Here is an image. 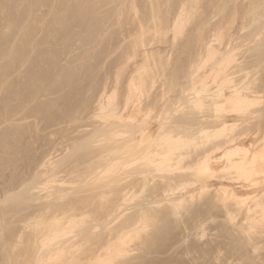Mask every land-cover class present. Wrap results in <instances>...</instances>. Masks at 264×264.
<instances>
[{
	"label": "rangeland",
	"instance_id": "obj_1",
	"mask_svg": "<svg viewBox=\"0 0 264 264\" xmlns=\"http://www.w3.org/2000/svg\"><path fill=\"white\" fill-rule=\"evenodd\" d=\"M182 1L183 0H0V207L2 208V209L0 208L1 209L0 211L3 210L2 213L1 212L0 213L1 214H4V213L7 214L6 212H8V213L10 211L12 212V213L10 212V214L5 216L6 221L5 220L4 221H5L6 227H4V225L2 224L4 221L1 218V214H0V218H1L0 225L1 224L3 225V226L1 225V227H0V230L2 229V231H0V264H5L3 262H4V259H5L6 255L8 256L9 250L12 249V248L10 249V247H9L11 244H12L11 246L13 248H16L17 246L19 247V248L17 247L16 249H13L15 251H18L17 254H15V252L13 250L12 251L14 252L15 257L18 256V254H21V257H20V255L17 257V259L20 258V260H24L25 258L29 259L31 253L34 252V251H35V253H39V251L41 249L38 250L39 248L35 249V247H32L33 246L32 245L33 242L30 243L31 245H29V247L27 245V244H29L28 243V241H29L28 238L29 237L31 238V232L30 231H32L34 229V227L32 225H30L32 227V230H31L29 225H27V224H29L28 221L31 219L30 216L34 217L35 215L38 216V215H41V214L43 215L45 213L48 216L50 214V212H54L55 211V209H54V211H50L49 208H46V207L52 205V204L51 205H48V204L50 203V201L52 202L55 199L54 196L56 195L58 190H60V189H58L59 186L61 187V190H65V191L67 190V192H69V189H70L71 192H73V189L76 187V192H73V194H71V195L74 196V198H72V196L69 195L70 193L67 194L66 198L68 196L69 200H67L65 198L66 201L64 202V200H63L61 206H64V207L67 206V205H63V203L64 204H68V202L71 201V200H75L76 204H78V202H80V200L83 203L82 200L85 199V201H84V204H85L86 201L90 197H92V199H90V200H92V201L95 200L94 202H97V200H98V203L99 202L102 203V201H100L99 198L96 197V199H94L93 196H91L92 194L90 195V192L88 194L87 190L93 189L94 192H92V193H93V195L94 194L96 195V192L99 190L96 187H97L98 183L100 182V181L97 182V179H98V176H100V174H101L100 171L102 169L96 170V171L94 169H97L99 166L103 167L104 166L103 164H106V161H107L106 158H105L106 160L105 159L103 160L104 157L101 160V158L99 156H104L105 155V157H106V154H102L101 155V153L102 152L103 153H107V149L108 148H110V151H111L112 143L113 144L119 143L118 141L116 142V140L122 139V136H115V137L111 136L110 134H113L112 130L108 131L105 128H103L104 125L98 124L101 120H102L103 124L106 123L104 121V116H103L102 119L100 118L101 119L100 120L97 117H101L102 115L101 116L100 115L99 116H94L93 115V114L99 113V112L95 113V111H100L99 110L100 109L99 108V105H100V102H99L100 100L99 99L101 98V96H103L102 94H104L105 90H106V92H109L111 94L110 95L109 93H105V94H107L106 96H108V98H110L109 95L112 96V93L115 95V98L113 99L111 97L112 100L111 99L110 100L112 102H113V100L114 101L116 100V102H119L118 103L119 105L117 104L118 105L117 107H120V108H117V109H119V110L121 109V111L125 110V109H123L124 106H123V108H121V107H122L123 104L126 103L125 100L128 98L127 96L130 95L129 91L133 90V89L130 90V86L132 85V83H130V82H132V77H134V80L137 79L139 82L143 81L142 84H144V83L146 84L147 83L146 85H144V87H146V88L143 89V85H142V89L144 91L140 90L137 93L138 96L136 95V91L134 92L135 94H133L132 95L133 97L132 96L131 97H132V100L133 101L135 100L136 102L135 101L133 102L132 100H129V101H131L133 103H131V102L127 103L126 105H127L128 108H129V105H130V109H127V107H126L125 111H127V113L128 112L130 113V112H132L135 109L132 112V115H133L134 112H135L134 113L135 115H138L137 113L140 110L139 109L136 110V108H138V107L137 106H133V104L135 103L134 105H136L138 99L139 100L142 99V101H144L146 103H147L148 99H150L151 101L154 100L152 102V104L150 105L151 106L150 108H153V107L156 108V105H157V108L159 109V110L157 109V111L159 113H161L160 110L162 108L160 106V108H161L160 109L158 107V105L160 103L163 105L162 102H165L166 100H164V98H162L163 100L161 101V97H160L161 95L160 94H162V97H163V94L165 96V91L168 90L169 88H171L170 84L172 85V82L174 80L177 81L178 78L182 77V80L178 79V82H177L178 85L175 84L176 81L173 82V85H172L173 89L176 88L175 86H177V87L180 86V89L179 88L174 89L173 90L174 93L172 92L173 94L171 92H168V91H170V89L168 91H166L168 93V94H166V95H168L166 99H169V104H168L169 106L167 105V107H168L169 110L173 107L172 110L169 111L170 114L174 118H181V117H188L187 115H189V117L191 115H192V117H194V116H196L195 114H198V115L200 114V110L195 108L196 106L195 107L192 106L193 104H191L189 101L186 102L185 105L187 103H190L191 105L187 104L186 105L187 107L186 106L184 107V108H186L187 111L183 107H181L183 109H180L181 111L183 110L186 113L185 112L182 113L180 110L179 111L178 110L175 111V109H176L175 105L178 106L177 105L178 103L174 105V103H172L170 101L174 97V95H177L176 93H179L177 91H181L182 92L184 87L191 86V83H192L191 79H193V76H194L193 72L195 73L197 69H198V73H197L198 75H200L201 73H203V71H205V73L208 75L207 76L205 74V76H207V80H208V77L211 76V75L209 76V74H208V73H210V69L212 68L211 71L216 73L215 72L216 69L220 66V63H222V62H224V64H226L225 66H227V68L230 69V72L227 69V75L232 73V72H234V70L237 71V73L239 75L242 71H244V69H246V67H248L247 65L250 64L249 67H248L250 70L248 68L247 69L253 74H251V73L248 74L247 72H245L246 71L245 70L243 72V75H239V76L236 75L234 77V75L236 74L234 72L233 73L234 75H231V76L228 75V77L229 78L233 77V80L235 78L236 79L235 82L239 81V80L241 82H243L241 79H243L246 75L247 76L245 77V79L248 78V75H252V76L249 77V79H251V78H254V76H256L258 74V78H260V80H261V78H263L262 80H264V0H188V1L184 0L183 4L187 5V6H185V8H184V5L182 4ZM182 5H183V8H184L183 11L181 10L182 8H180V6L182 7ZM184 10H185L186 13L184 12ZM179 12L180 13L184 12V13L180 14ZM177 13H179L178 14L179 16L177 15ZM157 15H158L159 18H157ZM176 16H177V18H176ZM179 17L181 19L183 18V21L181 20L182 23H181V21L179 22V24H182V25L180 27L181 32L179 31V33H178L175 29H172V28L173 27L175 28V23L177 21H179V20H177V19H180ZM169 18H170V20H169ZM174 18H176L177 21ZM167 19L169 21L166 22ZM171 19L173 21L175 20V23L173 21H171ZM141 20H143V21H141ZM153 20H156V22H154ZM170 21H171V24L169 23ZM141 22H143V23H141ZM166 23H167V26H166ZM147 25L149 27H151V28H148ZM141 26H143V28ZM159 26H161L162 28H160ZM145 27H146V29H145ZM164 27H166V28H164ZM153 28L154 29L157 28L158 31H157V29L154 30ZM159 28L161 30L160 32H159ZM162 29H164V31L166 30V31H169V32H167V34H166V31L162 32ZM167 29H169V30H167ZM170 30L171 31L173 30V31L171 32ZM131 33H132V35H131ZM138 33H140V34H138ZM130 35L132 36V38H131ZM168 37H170V38L168 39ZM172 37H175V38H172ZM203 38H205L208 42H205ZM211 39H213V40H211ZM203 41L205 43H207V44L203 43ZM209 42L212 43V47L214 48V52L217 51V53H215V54L210 53V55H208L209 48H210L209 46L211 45V43H210V45L208 44ZM199 47H200V49L202 48L201 49L202 53H199V52H201L199 50ZM206 47H208V52H205V51H207ZM196 48H197V50H196ZM14 50L15 51L16 50H20V51L26 50V53L24 52V54H25V56L23 58L24 60L22 59L21 61H16V59H18L19 56H18V58L16 57L18 55V52L15 53ZM195 52L198 54V56L195 54ZM191 53L192 54L194 53V55H192ZM147 54H149V55L147 56ZM184 54H185V56H184ZM188 54L189 55L191 54L196 61H194V60L191 61L190 58H192V56L191 55L189 56ZM200 54H202V55L204 54L203 58L200 57V56H202ZM195 55H196L197 58H195ZM188 56H189V58H188ZM15 57H16V59H15ZM205 57H206V59H204ZM156 61H157V64H156ZM241 61H242V63H243V61H245V63H244L245 66L243 68V66H242L243 64L242 65L240 64V66H242L241 68L243 70L239 73V70H241V69H239L240 67L238 65H239V63H241ZM26 62H27V64H26ZM187 62H188V64H187ZM198 62H200L199 64H201V65H199ZM215 62H216V64H215ZM217 62H219L218 66H216L218 64ZM160 63H161V65H160ZM155 64H156V66H155ZM190 64L197 65V67L192 66V67H195V69H192ZM22 65H24V67ZM144 65H146V66H144ZM176 65L177 66L179 65V66L177 67ZM186 65H188L187 68H185ZM180 66H183L182 69H181L183 71L179 70ZM174 68H176V69L174 70ZM190 68L192 69V71H189ZM203 68H204V70H203ZM234 68H236V69H234ZM214 69H215V71H214ZM237 69H239V70H237ZM256 70H258V71H256ZM171 71L173 73L175 72L176 75L178 74L177 75L178 77H176V75H173V73ZM177 71H178V73H177ZM152 72H154V73H152ZM155 72H157V73H155ZM159 72H161V73H159ZM186 72H187V74H185ZM191 72H192V76H190ZM259 72H260V74H259ZM245 73H246V75H245ZM134 74H135V76H133ZM197 74H195L196 75L194 77L195 79H197L196 77H199ZM154 75H156L155 78L157 77L158 80L156 78V79H154L155 81H152L153 80L152 78H154ZM160 75H161V77H160ZM184 75H186V76L188 75V76L186 77ZM141 76L143 78H145V81L142 79ZM150 76H151V78H150ZM44 77H46V79ZM135 77H136V79H135ZM171 77L173 78V80L169 81ZM175 77H176V79H175ZM223 77H225V76L220 77V75H219V78H222V80L224 79ZM211 78L212 77H210L209 79L211 80ZM204 79H206V77ZM166 80H167V83L169 82V84H168L169 87L166 86L168 89H166L165 84H164V82L166 83ZM233 80H232V83L234 84ZM138 81H135V82H138ZM179 81H181L180 82L181 85H179ZM182 81H183V83H182ZM213 81H211V82H213ZM247 81H249V80H247ZM247 81L245 80L244 83L247 82ZM219 82H221V79H219ZM162 83L164 84V86H162L163 85ZM184 83L186 84V86H184L185 85ZM232 83L230 82V85ZM236 83H238V82H236ZM138 84H140V83H138ZM182 84H183V86H182ZM211 84H212V86L214 85V83H211ZM216 84L219 85V83H217V82H216ZM107 85H108V87H107ZM128 85H129V87H128ZM198 86H200V84ZM212 86H211V90H215V88H218L217 86H214V88L212 89ZM223 86H225V85H223ZM94 88H96V89H94ZM102 88H104L105 90H103ZM229 88H230V86L227 84L225 86L224 90L225 91L230 90ZM114 90H116V92ZM162 90H164L163 93H161ZM15 92H17V94ZM87 92H88V94H87ZM98 92H100V93H98ZM101 92H102V94H101ZM97 93H98V95H97ZM169 93H170V96H169ZM155 95H156V97H155ZM171 95H172V98H170ZM93 96H95V97L93 98ZM98 96H100V98H98ZM104 96H103V98L106 100L107 97H104ZM159 97H160V99H158ZM175 97L173 99H175ZM95 98L97 99V102H99V105H98V103L97 104L95 103V101H96ZM103 98H101V101L104 100ZM157 99L159 101V104L157 103ZM262 100H263L262 102L260 101L259 103H254V104L249 105L248 107H246V109H244L245 116H246V111H247V115L249 113H251V112H252V115H253V111L255 113L256 112L258 113V112L262 111L263 113H261V112L260 113L263 114V115L261 116L260 119L264 118V99H262ZM175 101H177V100L175 99ZM139 102L140 101H138V103ZM88 103H89V105H88ZM90 103H91V105H90ZM94 103H95V105H94ZM154 103H155V105L153 106ZM120 104H122V105H120ZM92 105H93V107H92ZM114 105H115V103H114ZM131 106H133V107L131 108ZM169 107H171V108H169ZM189 107H191L192 111H189L191 109L188 110ZM97 108H98V110H97ZM146 109H148V108H146ZM153 109L152 110H146V111L145 110H141V111H144L142 113L146 114L145 112L149 113V111H153ZM206 109H204V110L209 115L214 114V112L211 111L209 109V107H207ZM194 110H195V113H193ZM125 111H122V112L125 113ZM157 111H156V109H154L153 112H150L149 115H151V116L148 119H151V118L153 119L152 116L156 117L159 114V113H157ZM174 111L175 112H177V111L180 112L181 115L178 114V112L175 113ZM223 111L224 110H222V112ZM225 111H224V113L226 114ZM219 112H221V111H219ZM100 113L102 114V112H100ZM142 113H141V115L139 114L141 117L144 116V114H142ZM81 114H82V116H81ZM167 114H168V117H171V115L169 116V113H167ZM261 114H258V115H261ZM89 115H91V116H89ZM249 115H251V114H249ZM258 115H256V116H258ZM138 116H135V117L138 118ZM93 117H96L97 119L93 118ZM165 117H167V116H165ZM258 118H255L256 120L254 121L255 122L254 125H256V123H260V121H262V120L259 119V121L257 122ZM153 120H156V119H153ZM2 123H4V125ZM154 123H156V122H154ZM154 123H153V126H154ZM97 124H98V126L100 125L101 126L100 128H102V129L99 128L100 129L99 130ZM246 125H244V126H246ZM250 125H247V126L251 127ZM254 125H253V127H256ZM86 126L88 128L89 127L90 128L87 129ZM244 126L242 124L241 126L238 127V129L240 127H244ZM96 127H97L98 131L96 130V132H95L94 130L96 129ZM83 128H85L87 130H85ZM79 129H81V130L79 131ZM263 129L264 128H262V130ZM251 130L253 131L252 128H251ZM254 130L258 131L259 129H255L254 128ZM262 130H261V134H260L259 131H258V134H257V131H255L254 133L252 131L249 132V135H250V133H252L253 135L257 134V135H255V137H258V139H256L253 135L249 136L250 138L253 137L252 141H254V138H255V142H257L256 140H258V141L260 140L261 141V139H262V141H264L263 140L264 139L263 138L264 137L263 136L264 133L262 132ZM90 131L93 132V133L95 132L94 135H92L93 133H91ZM85 132H87V133L85 134ZM97 133L98 134L101 133V134H99L97 137H95L97 135ZM90 134L94 137V139H92L93 137H90L91 136ZM102 134H104L105 136L102 135ZM116 134H118V133L114 131V135H116ZM100 135L104 136V138L108 135L107 136L108 138L106 137L107 139L104 140L102 137H99ZM82 137H83V139L81 140ZM111 137H113L114 139L116 138L115 143L113 142L114 141L113 138H112L113 140H111ZM117 137H119V138L117 139ZM223 137H224V135L222 136V138ZM249 137H247V138L249 139V141H251V139ZM76 138L78 139V140L75 141L76 145L75 144L72 145L71 143H73ZM259 138H261V139H259ZM108 139H110L112 141V143H108L107 142ZM220 139H221V137L219 136V140ZM69 140H70V143H69ZM71 140H73V141H71ZM92 140H93V142H92ZM96 140H97V143H96ZM77 141H79V142H77ZM82 141H83V143H82ZM88 141H90V142H88ZM111 141H109V142H111ZM98 142H100V146H98V144H99ZM105 142H107L108 146L110 145V147H108L107 144H106L107 148L103 150L101 148L102 147L105 148ZM208 142H211V141H208ZM81 143H82V145H81ZM70 144L73 147H70L71 146ZM94 144H96V145H94ZM202 144H203V142H202ZM204 144H207V142L206 143L204 142ZM261 144H264V143H261ZM255 145H257V144L256 143L254 144V148H256ZM80 146H82L83 148L80 147ZM97 146L99 148H97ZM257 146L261 147V145H259V144ZM67 147H70V150H67L68 149ZM77 147L79 148L78 150H77ZM95 148H96V152L98 151V154H96V155L94 154L93 155V153H96L95 152ZM92 149H93V151H92ZM259 149L264 151V149H262V147L258 148L257 150H259ZM55 150H56V152H55ZM86 150H87V152H86ZM83 151H85L86 154ZM88 152H89V155H88ZM108 152H109V150H108ZM49 153H51L52 155L49 154ZM70 153H71V156H70ZM114 153H116V152L114 151ZM114 153H111V155L114 154ZM46 154H47V156L50 155L49 157H51V156L52 157L55 156V157L54 158L51 157L48 160V157L46 156ZM262 154L263 155L259 154V158H260V156H262V157L264 156V152ZM117 155H119L118 152H117ZM41 156L42 157L45 156L46 159L42 158ZM89 156L90 157L92 156V158L96 157L97 160L100 159L101 162L105 161L102 164L103 166L100 165L101 162L99 164H97L98 162H95L97 160H93V162H94L93 164L94 165H92V161H91L92 159L91 158L88 159ZM83 157H85L84 159L87 158V160H84ZM98 157H99V159H98ZM57 158H59V159H57ZM66 158H68V159H66ZM50 159L51 160L54 159L53 160L54 162H52ZM45 160H48L49 162L51 161L52 163H55V164H53L54 166L53 165L51 166L52 163L49 164V162L45 161ZM88 160L90 161L89 163L92 166L88 163ZM42 161L43 162L44 161L47 162L46 164H47V166H49L47 170H45L46 169L45 167H42V164L43 165L45 164ZM56 161H58V162H56ZM259 161H261L260 163H262L263 160L260 159ZM41 162H42V164H41ZM78 162H79V164H78ZM21 164H23V165H21ZM46 164L44 166H46ZM80 164H81V166H80ZM87 164H89L88 167H87ZM263 164H264V162H263ZM263 164H262V167H263L262 168L261 164L257 163L258 167L260 166L259 171H258L257 165L255 166V167H257V169L255 168L256 172L254 173V177L260 176V178L256 177V179L258 178V181H259V179L264 178L263 177L264 176V166H263ZM89 166L91 167V170H93L96 174H97V172L100 173V174L99 173L97 174L98 176L95 179L96 182H97V185L94 183V180H93V177L95 176L93 174V171L89 172L91 174H89L87 171H85L86 168H87V170H88V168L90 170ZM95 166H96V168L92 169ZM72 167H75V168H72ZM80 167L83 168L82 171L79 169ZM49 168H50V170H49ZM51 169H53V171L50 173ZM74 169H76V172L73 171V173H74V176H73V174L69 173V172L70 171L72 172V170H74ZM77 169H78L79 172L80 171L83 172V173L87 172L89 175L92 176V174H93L94 176L89 178L90 176L87 175V173H86V175L83 174V173H80V175H79V172L77 171ZM61 170H63V172H64L63 174H66V176H68V175L69 176H68V179H67L66 176H64L65 177L64 179H63V177H59V180L61 178L60 182L62 180L66 179V180L69 181V183L73 181L72 184L68 183L69 184V186H68L67 183H64L65 186H62V184H61L62 182L61 183L60 182L54 183L55 182L54 181L53 182L54 184H52V183H50L48 181L52 186H54V187H52L50 185V187H49V185H47V182L44 181L45 180L44 177H46V176H48L50 174V176L52 175V177L48 176V177H46V180L49 177L53 178V179H54V177L57 178L59 175L60 176L62 175V171ZM66 170H68V171L70 170V171L68 172ZM116 170H117V172L118 171L120 172V170H123V169L120 168V170H118V168H117ZM45 171H47L49 174L47 172H45ZM65 171L68 172V175H67V173H65ZM103 171H104V169H103ZM103 171H102L101 175L104 174ZM43 172L46 173L45 176H43L44 175ZM165 172H166L165 174L161 173L159 175L162 176V174H163V175L166 176L169 173L167 171H165ZM173 172H171V173H173ZM176 172H178V171H175L174 173H176ZM257 172H259V175H258ZM52 173L55 174L56 176H54ZM76 173L78 174L77 176H82V174H83V176L84 175L87 176L88 178L86 177L85 180H86V183H87L88 179H90L91 181L90 180L88 181L89 184H85L84 183L85 181H83V182L80 181V180L83 179V176L81 178L78 177L74 181V178L76 177ZM221 173H222V175L223 174L226 175V173H224V172H221ZM233 173H235V171ZM233 173H230V174H232L231 177H234L235 175H236L235 177H237L239 175L237 172L235 174H233ZM71 174H72L73 178L70 176ZM220 174H218V175H220ZM228 174L229 173H227V176L229 177L230 174L229 175ZM255 174H256V176H255ZM222 177H224V175ZM56 178H55V180L59 181ZM70 178H72L73 180H71ZM99 178L101 179L102 177H99ZM221 178L218 176V179L216 178L215 181L212 179L211 182H215V183L218 182L219 184L216 183L218 186L223 184V183L228 185L227 182L230 181V178H228V180L226 178V181L221 179ZM100 179H98V180H100ZM40 180H43L44 183L42 181H40ZM102 180H103V178H102ZM102 180H101V182H102ZM160 180L162 181V179L157 178L156 182H159ZM208 180H210V179H208ZM76 181L77 182L80 181L79 184L76 183ZM258 181H256V182H258ZM262 181L264 182V179ZM63 182H66V181H63ZM90 182H92L91 185H90ZM231 182H232L231 184H234L236 186V184L233 183L234 181H231ZM235 182H237V180H235ZM238 182H239V180H238ZM238 182H237V184H238V186H240L241 183H238ZM263 182H261V184H259L260 182H258V184H256L257 186L253 182V185H254L253 192L251 190L252 188H250V187H249L250 188L249 191L245 187L246 188L245 191L256 193V191H258L260 189L262 191L259 190L258 193L259 194H260V192L264 193L263 192L264 191V189H263L264 188V183ZM45 183H46V185H45ZM57 183L58 184L60 183L61 185H56L55 186V184H57ZM244 183H245V181H244ZM33 184H34V187H33ZM73 184H75V186ZM76 184H78V185L76 186ZM94 184H95V186H94ZM154 184L155 183L153 182V185L150 184L151 186L148 185L147 187H149V188L153 187V189H154V187H155ZM40 185H42L41 187H43V185H44L43 190H42L41 187H39ZM81 185H82V187H84V186L87 187L88 185H90L89 189L88 188L84 189L85 191H87L86 192L87 195L85 194V196L82 195L83 193H85V191L83 193L81 192V189H83L81 187ZM229 185H230V182H229ZM234 185H232V186H234ZM260 185L261 186L263 185V187H261ZM47 186H48V188H47ZM91 186H94L97 189V191H95L94 187L92 188ZM51 187L55 188L56 191H55V189H53L54 190L53 191L51 189ZM77 187H78V189H77ZM147 187H146V189H147ZM34 188H35V190H34ZM44 188H46V189L44 190ZM49 188H50V190H52V191H49V192H53L52 194H50L51 197L47 194L48 195V198H47L48 200L44 198L47 195H45L42 198V196L47 193L45 191L49 190ZM149 188L147 189L148 190L147 192L145 191L147 193L146 196L147 195L149 196V197L148 196L146 197L147 200L148 199L151 200L150 202H152V203L154 201L155 204L156 203L159 204V201L162 202V200L166 201V202H162L163 204L161 206H159L160 207L159 209H156L158 207L153 206V204H154L153 203L152 204L153 208L151 207L153 211L156 209L155 211L158 210L157 213L158 212L160 213L159 210H162L163 209L162 207L165 204H166L165 205L166 208L168 206L169 207L171 206L169 204L170 202L167 203L168 200H166L165 197L163 198L164 195L161 196L162 195L161 194L160 195L161 198L160 197L158 198L157 197L158 193L157 192H155V194L152 193V189H150V191H149ZM241 188L244 189L243 187H241ZM79 189H80V193H79ZM116 189H119V188H116ZM214 189H215V187L213 186V190ZM242 189H240V187H239L240 191H242ZM213 190L211 192H209V193L207 192L208 194L204 197L205 199L207 198L206 200L203 198L206 202L207 201H210V202L204 203L205 202L204 200H203L204 202L203 201L201 202L200 199H202V198H199V199L195 200V202L193 201V203H196V201H197L196 204H198V205L192 204V201H191V203L189 202L190 205H195V206H193L194 208L191 207V208H193V210H192L193 213L191 211L188 212L191 209H189L188 211H185L186 210L185 208H184V210H183V208L180 209L181 212L182 211L186 212V215L188 213L191 214V215L188 214V216H186V220L188 222L190 221L188 223L189 226H185L186 224L184 223V221H181L183 223L179 222V224H178V221H176V218H174L175 220H173L172 217L174 216V214L176 212L174 214L172 213V210H173L172 207H171L172 210H170V208H169V210L171 211L173 216L170 215L168 209L165 210L166 208L164 209V211H168V212H164L163 210L162 211L164 213H166L167 216H170V217L172 216L171 218L170 217H168L167 219L165 218L167 221L169 219H172V221L174 223L177 222V224L176 223L175 224L171 223L172 224L171 225V224H169L171 222V220H169L170 222L168 223L166 220L162 219L163 216H160V214H157V215L153 214L155 216L159 215L161 217L163 222L161 223L160 226H162L163 228H160L158 223H156V224L154 223L157 220L155 217H153V219L155 218L156 220H152L151 219L152 222L153 221L154 222L152 223L150 221L149 224L150 225L151 224H155L156 226H158V227H156L157 230L155 229L154 225L153 226L149 225V226L151 228L153 227V229H155L154 232L157 231L155 233H158L159 229H160V231L163 229L164 231L163 230L161 232L159 231V234H160V236L162 234H164V235H162V237H160L158 234H155L153 232V229H150L149 230V234L150 235L153 234L152 237L155 236V235L158 236V237H153V239L154 238L156 239L155 241L152 240V238H150V240H148L149 242L145 241L146 239H148L150 237V236L147 237L148 233L146 234L147 236L144 235L146 232H148V229L146 230V228H145V229H143L144 233H142V232L140 233V234H143V236H141L142 238L141 237L139 238V236H137L139 239L136 237L137 238L136 239L137 241H136L134 238H132V240H134L132 242L131 240L129 241V239L132 237V235L133 236L138 235L137 233H135V235L132 233L131 237L128 239L129 243L131 242L132 245L130 244V245L125 246L126 248H128L127 250H129V251L125 250L127 252V253L125 252L126 254L123 252L124 254L123 253L121 254L123 256H120V254H119L117 257H115L114 258L115 260H114V262L112 264H118V262H119V264H123V263L124 264H131V263L132 264H140V263L141 264H194V263L195 264H199V263L200 264H231V263L232 264H244V263L245 264H262L263 263L264 264V244H262L263 246L261 245V243H264V242H261L262 239L264 241V231L262 232V230H261L262 227H263V230H264V226L261 225V224H264L263 223L264 219H263L262 223L260 222L261 224L259 223L260 224L259 231H258V227H257L259 225L258 223H257V226H256L257 230L254 227V229L256 231H258V234L256 232V234L254 236V234H253L254 230H252V232H251L252 233L251 235H253L254 237L261 236L262 239H261V237H259L258 239H260V240H255V239H257V237L256 238L253 237V239H254V242H253L252 238H251L252 236L249 235L250 234L249 233L247 236H249L250 239L248 238L249 241L248 240L246 241L244 239L245 238L244 237L245 233L247 234V231H246L247 226L245 225L246 222L244 223L245 219L242 222L243 218H245V217H242V214H244L243 216H245V214H246L245 211L243 209L239 210L237 208L238 209V213L241 210L244 211V212H242V214L240 213V215H238L236 217L237 218L236 221L234 220L235 224L237 222L238 223L242 222V224H244L246 226V227L243 226L244 227V230H243L242 226H240L242 224L234 225L233 222H229V221H233V220L228 219L229 217L227 218L228 215L226 216L227 213H225V212H227V208L225 207V205H223L227 201L224 203L222 199L217 198L218 195H216V194H218V192L216 190H214V191ZM243 191L241 193H243ZM118 192H119V190H118ZM118 192H116V193H118ZM153 192H154V190H153ZM258 193H256V194L259 195ZM37 194L41 195V197H38ZM119 194L120 193L116 194L117 199H118V197H120ZM203 194L205 195L206 193L204 192ZM31 195H33V196H31ZM76 195H77V198H79V199L75 198ZM88 195H90V196H88ZM112 195H114V194H112ZM140 195H139V197H140ZM83 196L86 197V198L80 199V197H83ZM132 196H131V198H135L136 199V197H132ZM141 196L144 197V194H142ZM150 196L151 197L152 196L153 197L156 196L157 200L155 199V197L154 198L152 197V199H151ZM214 196H217V197H214ZM253 196H254V194H253ZM259 196H256V198L258 197V199H259ZM63 197H65V196H63ZM87 197H89V198H87ZM110 197L111 196L108 197L107 201L110 200ZM114 197L115 196L111 197V200H112V198L115 199ZM33 198L36 199V200H34ZM37 198H38V200H37ZM58 198H59V195H58L57 199ZM70 198H72V199H70ZM57 199H55V201H59V199L58 200ZM137 199L140 200V198H137ZM144 199H145V197L143 198V200L141 198V200L143 202L145 201ZM8 200H9V202H8ZM31 200H33V201H31ZM46 200H47V202H46ZM76 200H78V201H76ZM129 200H131V199H129ZM141 200L139 201L140 203L142 202ZM147 200L145 201L147 204L146 205L143 204V206H148V204L149 205L151 204L150 202H148L149 200L148 201ZM198 200L200 201L199 203L201 204V206H203V208L206 206L204 209L205 210L207 209L208 211L207 210L205 211L204 209H203L204 211L202 210V208L200 207V205L198 203ZM35 201H37V202H35ZM39 201H41V202H39ZM43 201L46 202V207H42L43 206L42 205ZM48 201H49V203H48ZM107 201L105 200V202H107ZM137 201L135 202V207L133 206L134 204H133L132 201L131 202H132L133 205H131V202L129 203L130 206L132 207L130 209H133V208L135 209V208H139L140 207V205H137V203L140 204ZM54 202H52V203H54ZM88 202H89L88 203L89 206L91 205V203H93V202H90V201H88ZM221 202L223 203L222 205H221ZM232 202H233V204H230ZM232 202H227L228 204L231 205L230 206L231 208L233 207V205H235L234 201H232ZM261 202L264 203V201H261ZM37 203H39V205L41 204V208L37 207L38 210L35 209L36 208L35 206H39ZM57 203L55 202L53 205L58 207L61 204V202L59 204H57ZM82 203H81V205H82ZM98 203H95L96 206H97ZM55 204H57V205H55ZM88 204H85L83 206L84 207L86 206V208H87ZM93 204L91 206H93ZM167 204H169V205H167ZM53 205L51 207L54 208ZM98 205H101V204H98ZM77 206L83 208L80 205H77ZM91 206H90V209H91ZM108 206H110V205H108ZM211 206H213V207H211ZM222 207L223 208L225 207L224 208L225 210ZM234 207H235V209H234V211H235L237 206H234ZM44 208H46V209H44ZM53 208L51 210H53ZM209 208H211V209H209ZM42 209H44V210H42ZM92 209H93L94 213L91 210L90 211L93 214H95V215L97 214L96 218H94L95 215L90 216V217H92V220H93V218H94V220L95 219L96 220L99 219L98 216H100L101 218L99 220L100 222L98 221L99 223L93 220L94 222H96V223H94V222H91L92 220H90L91 218L89 217L90 219L89 218L87 219V220H89V221H87V223L89 222L91 224V227H95V224H97V223H98L99 226H102L103 225L102 224L103 219L105 218L104 225L102 226L103 227L102 228V232L106 233L107 231H109L108 229H110L109 227H110L111 223L112 224L113 223H115V224L117 223V222H114L116 220L113 219V218L116 217V214L113 215L112 219H110L111 217H108L109 218V220H108V218L105 217L106 213H105V211H103L104 209L103 210L102 209H98L97 210L98 213L95 212L94 208H92ZM134 209H133V211H134ZM78 210L79 209H77V211H75L74 213L75 214H77V213L80 214V213L83 212L82 209L79 210V212H78ZM99 210L103 211V213L105 214V215H103L104 217L101 216L103 213H101L102 211H99ZM34 211L36 213H39L40 211L41 212L45 211V213H41L40 212L41 214L40 213L36 214ZM88 211H87V213H88V216H89L90 212H88ZM131 211L132 210H130L127 213L130 214ZM155 211L153 213H155ZM199 211H201L200 214L203 211L204 215H205V213H206V216L208 215V217L206 218L204 215L201 214L204 219H206V220L208 219V223H206V220L203 221L204 222V226L207 225V228H205V229H207V230H205L206 231V236L205 237L203 236L204 235V233H203L204 228L201 229L202 227H199V226H203L202 223L199 222L200 220L202 222V219L200 218L198 220V217L201 216V215L197 216L198 213L196 215V212H199ZM220 211H222V212H220ZM29 212H31V214ZM32 212H33V215H32ZM99 212L101 214H99ZM163 212L161 214H163ZM207 212H209L210 214L207 213ZM92 213H91V215H92ZM235 213H237V211H235ZM46 214L44 216H46ZM51 214H53V213H51ZM51 214L49 216H51ZM79 214H77V215L78 216L81 215V217H82V214L84 215V212L82 214H80V215ZM4 215H2V216H4ZM128 215L126 214V216H128ZM176 215H175V217H178V215L177 216ZM194 215L197 218H195ZM37 216H35V217H37ZM123 216H125V214ZM159 216H158V219L160 218ZM118 217L119 216H117V220H118ZM191 217H193V218H191ZM209 217H210V219H209ZM27 218H28V221H27ZM66 218L67 217H65L64 219H66ZM85 218H87V216L84 217V218H80V220L85 219ZM119 218H121V217H119ZM122 218H121V221H120V219L118 221H120L121 224L125 225L124 223H122L125 219L123 218L124 219L123 220ZM213 218L215 219L214 221H212ZM78 219H79V217H78ZM161 219H159L160 222L162 221ZM196 219H197L198 222L194 223L193 221H196ZM85 220H84V222H86ZM112 220H113V222H112ZM108 221H110V222H108ZM191 221H192V223H191ZM84 222L82 220L80 222V224L82 225V223H83V225L88 229L89 228V227H87L88 225H86V223H84ZM166 222L168 223V226L170 228L172 227L171 230L167 229L169 234L172 232V234H170V237H167V233L168 232L165 231V229L167 228V227H165L167 225ZM100 223H101V225H100ZM163 223H165V225H162ZM180 223L182 225L185 224L184 227L181 226ZM80 224H77V225H80ZM115 224L112 225V227L114 226V229L111 227L113 229V231L114 230L116 231V228H117L115 226ZM192 224H194V225L196 224L197 225L196 227L200 231H198V229L193 230L195 227ZM77 225H76V227H78ZM92 225H94V226H92ZM119 225H117V226H119ZM179 225H180V228H179ZM219 225H221L223 228L221 226H219ZM24 226H26V227L24 228ZM176 226H177V228H176ZM3 227H4V229H7L8 232L6 230H4ZM27 227L29 228V230L26 231ZM76 227H75V230L73 229L75 232H77V230H78V229L76 230ZM82 227L83 226H81V230L85 231V227H84V229H82ZM104 227H107V230L103 231ZM121 227L119 226L120 229H121ZM119 228H117V230ZM175 228L178 230V232H177V230ZM181 228L183 230H185V229L187 230L188 229L187 230L188 232L186 230H185L186 232L184 231V236H186L187 233L189 234V235L187 234V237L183 236V230H181ZM189 228H190V230H189ZM238 228H240V230ZM24 229H25V232H24ZM92 229L94 230L95 228H92ZM92 229L90 228V229H88V231L92 230ZM93 230L90 231L91 234L95 233V232L97 233L99 230L101 231L100 227L98 229L94 230V231ZM145 230H146V232H145ZM241 230L245 231V232H242ZM19 231H20V233L22 232L21 235L23 237L20 236ZM34 231H35V229H34ZM74 231H72V233H74ZM82 231L78 230V233L80 235H78L77 237L80 236L79 238H82L83 235H84L83 233H85V235L87 233H88L87 235L90 234L88 231L87 232H83V233H82ZM150 231H152V233ZM173 231H175V233H173ZM196 231H198V232H196ZM250 231H251V229H250ZM250 231L248 230V232H250ZM14 232H16L17 234L14 233ZM109 232H111V231H109ZM163 232H165V233L167 232V233L165 234ZM199 232H202L203 235L200 234ZM233 232L234 233H239V234H240V232H242V234L243 233L244 234L242 236H240V235L239 236H233V234H234ZM8 233H9V235H8ZM24 233H27V234H24ZM72 233H71V235H73ZM113 233H112V235H114V234L116 235V236H113V238L118 236L117 232H115L114 234ZM181 233H182V235H180ZM190 233H192V234L190 235ZM254 233H255V231H254ZM5 234L7 235L6 237H5ZM33 234L36 235L35 233H33ZM100 234L104 235L103 233H99V234L97 233V235H95V236L91 235V237L93 236L94 238H96V236H98L97 239H99ZM169 234H168V236H169ZM69 235L70 234L68 233L67 237L71 236V235L70 236ZM76 235L75 236L73 235L72 237H76ZM112 235L109 234V236H111V237H112ZM171 235H174V236H171ZM196 235L197 236L200 235L199 238H201L200 239L201 240V246L199 244L200 247L198 246L197 247L198 249L195 248V251H194V249H188L189 248L188 244H189L190 239L192 240V243L195 241L193 239H194V237ZM201 235H202V237H201ZM227 235H228V237H227ZM230 235H232L233 237H231ZM18 236H20V237H18ZM144 236H146L147 238L146 239L143 238ZM164 236H166V237H164ZM17 237L18 238L22 237L23 239L21 238V240H23L24 243L22 242L23 243L22 244L21 241L19 242ZM67 237L66 236L62 237V238H65V239L64 240L61 239V241L62 242L66 241ZM175 237H181V238L179 240V238L176 239ZM182 237L185 240H186V238H188V240L186 242L184 240L185 243L181 242V240H183ZM216 237H217V239H216ZM236 237H238V238L241 237V238H240V240H237L238 238H236ZM12 238H14V239H12ZM32 238H34L33 235H32ZM83 238H87V236L83 237ZM104 238H105V236L104 237L103 236L100 237L99 241L101 239L104 240ZM106 238H107V236H106ZM159 238L160 239H162V238L164 239L165 238L164 239L165 242H163L164 240L161 241ZM171 238H172V241L169 242L168 239L171 240ZM232 238H236V240L235 239L233 240ZM75 239H77V238H74V239L71 238V240H73V241H77V240L79 241V239H77V240H75ZM87 239L90 240V236ZM218 239H220L219 242H218ZM8 240H9V242H8ZM67 240H68V238H67ZM176 240H179V241H176ZM196 240L199 241V242L196 241L194 243H197V244L200 243V240L198 238H196ZM232 240H233V244L231 245L232 247L230 248V244L232 243ZM244 240L246 242H248V243L244 242ZM152 241H154V244H156V241H157V243L161 242L162 244L161 243H159V245L156 244L158 246V248H156L154 246H153L154 247L153 248L150 245L151 243H153ZM203 241H206V242L203 243ZM207 241H208V243H207ZM210 241H212V242H210ZM229 241H231V242H229ZM250 241H251V243L253 242L252 245H251V243L249 244ZM259 241H260V244H258V245H260V247L262 246L261 250H260V248L258 249L259 246H257V244H255V246L253 245L255 242L258 243ZM7 242L10 245H7L8 244ZM79 242H82V241H79ZM85 242H86V244L88 243L87 241H85ZM144 242H147L148 245H149L148 246V251H146L147 250V248H146L147 246H145L147 244H145ZM171 242H173L175 246ZM176 242H178V243L181 242V245L183 243L184 246L182 245V247L180 248L179 247L180 244H178ZM221 242H222V244H221ZM5 243H6V246H5ZM16 243H20V244H16ZM89 243H93V242L90 241ZM89 243H88V245H89ZM95 243L98 244L99 242L96 241ZM129 243H127V244H129ZM163 243L167 244L169 246H167V248L165 246V248H164ZM190 243H191V241H190ZM213 243H215V244H213ZM219 243H220L221 247L219 246ZM203 244H204V246H203ZM234 244H235V247H234ZM14 245H16V247H14ZM91 245H93V244H91ZM91 245H89V246L91 247ZM98 245L97 246H96V244L93 245L92 246V250L95 248V246L99 247ZM119 245H121V243H119ZM209 245H212V246L209 247ZM213 245H214V247H213ZM222 245H224V246H222ZM89 246L85 245V247L87 249L85 247L81 248L83 251L85 249L87 250V252H84V254L88 253L90 251V249L88 251V248H90ZM176 246L178 248H176V250H175ZM253 246L257 247V248H254L255 251L253 250ZM143 247H145V248H143ZM168 247H170V248H168ZM205 247H209L208 248L209 250L206 249ZM7 248H8V250L5 251ZM32 248H34V251H33ZM47 248H49V246ZM47 248H45L44 251H46ZM150 248L151 249L153 248L152 249L153 251ZM155 248L157 250H160V251H157L158 253L159 252H161V253L158 254L156 252ZM185 248L188 250L187 251L188 253L189 252H191V253L194 252L193 254L196 255V257L193 256V254L190 255V253H189V255H188L189 257L187 256L188 259H186L185 256H184V253H185V255L188 254V253L186 252ZM201 248H202V250L204 248V251H202L203 253L205 252L204 254L200 251ZM29 249H31V250H29ZM81 249H77V251L80 250L81 252H83ZM130 249H132V250H130ZM170 249H172V250L170 251ZM133 250H134V252H133ZM177 250H179V251L177 252ZM180 250H181V252H180ZM192 250H193V252H192ZM197 250H199V252ZM41 251H43V249ZM75 251L76 250H74L73 253ZM80 251H78V253ZM149 251H151V252H149ZM154 251L156 252V254H155ZM229 251H231V252H229ZM232 251L234 252V255H233ZM25 252H27L26 253L27 255L24 257ZM128 252L129 253L131 252V253L129 254ZM144 252L146 254L149 252V254L146 255ZM162 252H164L166 255L164 253H162ZM167 252H169V253H167ZM172 252H174V253L176 252L177 254L180 253L178 255H181V254L182 255L180 257V256H178L176 254L174 255V253H172ZM195 252L198 253V254L201 252L202 256H204L207 253L205 255V256L208 255L207 259H206V257H204L205 259L203 258L205 261H203L202 258L199 259L198 258V254H195ZM75 253H77V252H75ZM201 253L199 254L200 257H202ZM229 253L230 254L232 253V256L229 255V257H228ZM247 253L249 254V257H248ZM84 254L83 255L80 254L79 256L80 257L84 256ZM127 254H129V255H127ZM171 254H173L174 256L170 257ZM225 254H227V255H225ZM85 255H87V254H85ZM141 255H142V257H141ZM253 255L254 256L256 255V256L253 258ZM119 256H120V258H118ZM147 256H149V257H147ZM160 256H162V257H160ZM169 257H170V259H169ZM182 257H183V259H185V261L182 259ZM193 257H195L194 260H193ZM220 257L223 258V259H221ZM171 258H173V260ZM190 258H192V259H190ZM196 258H198V259H196ZM218 258H220L219 261H218ZM247 259H250V260H247ZM252 259H253V261H252ZM166 260H167V262H166ZM195 260H196V262H195ZM199 260H201V262ZM32 261H34V259ZM80 261H84V260H80ZM128 261L129 262L131 261V262L129 263ZM189 261H191V262H189ZM197 261H198V263H197ZM146 262H149V263H146ZM163 262H165V263H163ZM63 264H65V263H63ZM71 264H72V262H71ZM76 264H79V261H77ZM80 264H82V262Z\"/></svg>",
	"mask_w": 264,
	"mask_h": 264
},
{
	"label": "bare ground",
	"instance_id": "obj_2",
	"mask_svg": "<svg viewBox=\"0 0 264 264\" xmlns=\"http://www.w3.org/2000/svg\"><path fill=\"white\" fill-rule=\"evenodd\" d=\"M186 1H188V0H186ZM79 3V2H78ZM138 3V2H137ZM159 3V2H158ZM184 3V0L182 1V4ZM187 3V2H186ZM112 4V3H111ZM180 5V4H179ZM184 5V4H183ZM183 5H182V7L180 6V8H182L181 10L183 11V9L185 8V6H187L186 4L184 5V8H183ZM135 8V7H134ZM158 8V7H157ZM179 8V9H180ZM154 9V8H153ZM167 9V8H166ZM139 10V9H138ZM61 11V10H60ZM81 11V10H80ZM140 11V10H139ZM86 12V11H85ZM84 12V13H85ZM170 12V11H169ZM184 12H185V10H184ZM184 12H182V13H184ZM123 13V12H122ZM180 13V12H179ZM179 13H177V15L179 14ZM182 13H180V14H182ZM186 13V12H185ZM135 14V13H134ZM137 14V13H136ZM150 14V13H149ZM172 14V13H171ZM155 15V14H154ZM159 15V14H158ZM158 15H157V18H159L158 17ZM261 15V14H260ZM179 16V15H178ZM181 16V15H180ZM143 17V16H142ZM164 17V16H163ZM183 17V16H182ZM72 18V17H71ZM154 18V17H153ZM171 18V17H170ZM170 18H169V20H170ZM176 18H177V16H176ZM176 18H174L175 20H176ZM180 18V17H179ZM184 18V17H183ZM183 18L181 19H177V20H179V21H177L176 23H175V20L173 21L172 19H171V21H173L174 23H175V28L173 27L172 29H175L178 33H179V31L181 32V29H180V27H181V25L182 24H179V22L182 20L183 21ZM74 19V18H73ZM72 19V20H73ZM86 19V18H85ZM84 19V20H85ZM136 19V18H135ZM155 19V18H154ZM145 20V19H144ZM152 20V19H151ZM163 20V19H162ZM165 20V19H164ZM168 19L166 20V22L167 21H169ZM141 21H143V20H141ZM154 22H156V20H153ZM152 21V22H153ZM160 21V20H159ZM171 21L169 22L170 24H171ZM182 21H181V23H182ZM88 23V22H87ZM141 23H143V22H141ZM150 23V22H149ZM159 23V22H158ZM103 24V23H102ZM155 24V23H154ZM153 24V25H154ZM163 24V23H162ZM161 24V25H162ZM151 25V24H150ZM169 25V24H168ZM174 25V24H173ZM207 25V24H206ZM16 26V25H15ZM148 26V25H147ZM146 26V27H147ZM165 26V25H164ZM166 26H167V23H166ZM61 27V26H60ZM76 27V26H75ZM142 28H143V26H141ZM146 27H145V29H146ZM160 28H162L161 26H159ZM3 28V27H2ZM23 28V27H22ZM148 28H151V27H149L148 26ZM158 28V27H157ZM156 28V29H157ZM160 28H159V32L161 31L160 30ZM164 28H166V27H164ZM79 29V28H78ZM154 29V28H153ZM156 29H154V30H156ZM170 29V28H169ZM169 29H167V30H169ZM203 29V28H202ZM201 29V30H202ZM150 30V29H149ZM206 30V29H205ZM142 31V30H141ZM157 31H158V29H157ZM166 31V30H165ZM164 31V29H162V32H165ZM171 31V30H170ZM173 31V30H172ZM171 31V32H172ZM149 32V31H148ZM161 32V33H162ZM167 32H169V31H166V34H167ZM175 32V31H174ZM173 32V33H174ZM67 33V32H66ZM160 33V34H161ZM107 34V33H106ZM138 34H140V33H138ZM204 34V33H203ZM131 35H132V33H131ZM130 35V36H131ZM146 35V34H145ZM174 35V34H173ZM178 35V34H177ZM211 35V34H210ZM40 36V35H39ZM69 36V35H68ZM91 36V35H90ZM100 36V35H99ZM135 36V35H134ZM138 36V35H137ZM175 36V35H174ZM205 36V35H204ZM67 37V36H66ZM142 37V36H141ZM144 37V36H143ZM177 37V36H176ZM76 38V37H75ZM102 38V37H101ZM131 38H132V36H131ZM134 38V37H133ZM170 37H168V39H169ZM172 38H175V37H172ZM210 38V37H209ZM141 39V38H140ZM202 39V38H201ZM200 39V40H201ZM204 39V41L205 42H208L205 38H203ZM63 40V39H62ZM175 40V39H174ZM211 40H213V39H211ZM80 41V40H79ZM96 41V40H95ZM144 41V40H143ZM142 41V42H143ZM161 41V40H160ZM170 41V40H169ZM203 41V43H205ZM212 42V41H211ZM211 42H209L208 44L210 45V43ZM78 43V42H77ZM84 44V43H83ZM202 44V43H201ZM205 44H207V43H205ZM204 44V45H205ZM173 45V44H172ZM41 46V45H40ZM203 46V45H202ZM206 46V45H205ZM208 46V45H207ZM194 47V46H193ZM210 48H209V52H208V47H206V49H207V51H205V52H208V55H210V53H212V54H215V53H217V51L216 52H214V48L212 47V43H211V45L209 46ZM169 48V47H168ZM167 48V49H168ZM198 48V47H197ZM197 48H196V50H197ZM202 49V48H201ZM200 49V47H199V50L201 51V52H199V53H202V50ZM205 49V50H206ZM35 50V49H34ZM217 50V49H216ZM10 51V50H9ZM15 51V50H14ZM23 51V52H22ZM22 51H20V50H16L15 51V53H17L18 52V55L16 56L17 58H18V56H19V58L18 59H16V57H15V59H16V61H21L23 58H24V56H25V54H24V52L26 53V50H22ZM51 51V50H50ZM164 51V50H163ZM167 51V50H166ZM162 52V51H161ZM204 52V51H203ZM23 53V54H22ZM101 53V52H100ZM151 54V53H150ZM192 54V53H191ZM190 54V55H191ZM195 54L198 56V54L195 52ZM211 54V55H212ZM16 55V54H15ZM69 55V54H68ZM83 55V54H82ZM149 54H147V56H148ZM189 55V54H188ZM189 55V56H190ZM192 55H194V53L192 54ZM191 55V56H192ZM196 55H195V58H197L196 57ZM200 55H202V54H200ZM204 55V54H203ZM203 55L202 56H200V57H202L203 58ZM206 55V54H205ZM28 56V55H27ZM77 56V55H76ZM151 56V55H150ZM184 56H185V54H184ZM189 56H188V58H189ZM207 57V56H206ZM206 57L204 58V59H206ZM214 57V56H213ZM5 58V57H4ZM123 58V57H122ZM74 59V58H73ZM182 59V58H181ZM200 59V58H199ZM198 59V60H199ZM24 60V59H23ZM190 60L192 61V60H194V61H196L194 58H193V56H192V58H190ZM29 62V61H28ZM41 62V61H40ZM159 62V61H158ZM201 62V61H200ZM200 62H198V64L200 63ZM247 62V61H246ZM181 63V62H180ZM191 63V62H190ZM218 64L216 65V66H218L219 65V62H217ZM223 64H224V62H222ZM222 63H220V66L216 69V71H215V69H214V71L216 72V73H214L213 71H211L212 70V68L210 69V73H208L209 74V76L210 77H212L211 78V80L209 79L210 77H208V80H207V74L205 73V71H203V73H199L200 75H198L197 73H198V69L196 70V72L194 73L193 72V74H194V76H193V79H191L192 81V83H191V86H188V87H184L183 88V90H182V92L181 91H177V92H179V93H176L177 95H174V97H175V99L178 101H175V99H173L172 98V95H171V97L170 98H172L170 101L172 102V103H174V105L175 104H177L178 106H176L175 105V107H176V109H175V111L176 110H180V109H183L187 104H189V105H191V104H193L192 106H196L195 108H197L198 110H200V114L198 115V114H195L196 116H194V117H192V115L189 117V115H187L188 117H181V118H174V117H172V115L170 114V112L169 111H171L172 110V108L171 107H169V108H171L170 110L168 109V107H167V105L169 104V99H166L167 98V96L168 95H166V94H168L166 91H168L169 89H170V91H168V92H173V90L174 89H176V88H179L180 89V86H175L176 88H174L173 89V87H172V85H173V82H175L176 80H174L173 82H172V85L170 84V86H171V88H167L166 86H168V84H169V82L167 83V80H166V83L164 82V84H165V87H166V89H168V90H166L165 88V96H164V94H163V97H162V94H160L161 96V101L163 100L162 98H164V100H166L165 102H162L163 103V105L161 104H159V101H158V99H160V97L157 99V103L159 104L158 105V107L160 108V106H161V110H160V112L161 113H159L158 111H157V105H156V108L155 107H153L154 109H156V111H157V113H159L156 117H154V116H152L153 117V119H156V120H153L152 118L151 119H148L151 115H149V113L150 112H153L154 111V109L153 108H150L151 106V104H152V102L154 101H151L150 99H148V101H147V103L146 102H144V101H142V99L141 100H137V104L136 105H134L133 104V106H137L138 108H136V110L137 109H139L140 111L141 110H145L146 108H148V109H146V110H152L153 109V111H149V113L148 112H145L146 114H144V113H142V112H144V111H138V115L140 114L141 115V113L142 114H144V116H138V115H135L134 113H133V115H132V112L135 110L134 108V110L132 111V112H128L127 113V111H125L126 110V107H127V103H129V102H131V101H129V100H132V95L133 94H135L134 92L136 91V95H137V93L140 91V90H142V91H144L143 89H145L146 87H144V85H146L145 83L144 84H142V82L140 81H138L137 79H136V77H135V79L136 80H134V77H132V82H130V83H132V85L130 86V90L131 89H133V90H131V91H129V93H130V95L129 96H127L128 98V100L126 99L125 101H126V103L125 104H120V105H122V107L121 108H123V106H124V108L123 109H125V110H122V111H125V113L124 112H122L121 111V109L119 110V109H117V108H120V107H117L119 104V102H116V100L114 101L113 100V102L111 101L112 99H111V97L114 99L115 98V95L112 93V96H110L111 94L109 93V92H106V90L104 89V88H102L103 90H105V92H104V94H102V92H101V94L104 96V97H107V99L105 100L104 98H103V96H101V98H103L104 100L103 101H101V98H100V96H98V98H100L98 101L100 102V105H99V102H97V99H96V101H95V103L97 104L98 103V105H99V110L100 111H95V113L96 112H99V113H96V114H93L94 116H101V117H97V118H103V116H104V121L106 122L105 124H103L102 123V120L98 123V124H101V125H104V127L103 128H105L106 130H112V132H113V134H110L111 136H113V137H115V136H122V139H119V140H116V138L114 139L113 137H111V140H113L114 139V143H115V140H116V142L118 141L119 143H115V144H113L112 143V141L110 140V139H108V143H112V146H111V151H110V148H108L107 149V153H101V155L102 154H106V157H105V155L104 156H99L100 158H101V160H102V158H103V160L106 158L107 159V161H106V164H103L104 162L102 161H100V159H99V157H98V159L99 160H97V158L95 157V158H92V156L90 157H88V159L89 158H91L90 160L92 161V165H94L93 163V160H97V161H95V162H98L97 164H99L100 162V165H102L103 167H100L99 165V169L97 168V169H94V168H96V166L95 167H93L92 169H94L95 171L96 170H100V169H102L101 171H100V173L102 174V171H103V169H104V171H103V175H101L99 172H97V174L99 173L100 174V176H98L93 170H91V167H90V170H89V168H88V170H87V168H86V170L85 171H87L88 173L89 172H92L93 171V174L95 175H93L92 174V176H94L93 177V180H94V183L97 185V182H99L98 183V185H97V189H99L98 191H97V189L94 187L95 186V184H94V186H91L92 188L94 187V190L95 191H97L96 192V195L94 194L93 195V193L92 192H94L93 191V189H89V186L91 185V183L92 182H90V185H86L87 187H82V185H81V187L83 188V189H81V192L83 193L85 190V188L87 189H89V190H87L88 191V194H89V192H90V195L91 196H93V198L94 199H96V197L97 198H99V200L100 201H102V203L101 202H99L98 203V200H97V202H94L95 200H90V199H92V197H87V198H89L87 201H86V203L85 204H88L89 202L88 201H90V202H93V203H91V205L93 204V206H91V209H90V206H89V204H88V206H87V208H86V206L84 207L83 205H85L84 204V201H85V199L84 198H86V197H84L85 196V194H86V192L87 191H85V193H83L82 195H84L83 197H80V199H84V200H82L83 201V203L81 202V200H80V202L82 203V205H81V203L80 202H78V204H76V202H75V200H71V201H69L68 202V204H64L63 203V205H67V206H61L62 205V202H63V200H64V202L66 201V199L67 200H69V197L67 196V198H66V195L67 194H69V195H71V194H73V192H76V187L73 189V192H71L70 191V189H69V192H67V190L65 191V190H61V187L59 188L58 187V189H60V190H58V192L56 193V195L54 196V198L55 199H57V197H58V195H59V201L61 202V204L58 206V207H56V206H54L53 204L56 202H58L57 204H59L60 202L59 201H55V199L52 201V202H54V203H52L51 201H50V203H49V201H48V205H53L54 206V208L53 207H51V206H48V207H46V202H47V198H48V195L50 196V194H52L53 192H49V191H52L53 189H55V188H52V187H54V186H52L50 183H52V184H54V183H56V182H60V180H61V178H60V180H59V177H63V179L65 178L64 176H66V174H63L64 172H63V170H61L62 171V175L60 176H58L57 178L56 177H54V176H56L55 174H53L54 176V179L53 178H50V177H52V175L50 176V174L47 172V171H45V172H47L49 175L48 176H50L49 178H47V180H46V177H48V176H46V177H44L45 178V180L44 181H46L47 182V185H49V187H50V185L52 186L51 187V189L52 190H50V188H49V190H46L45 192H47L46 194H44L43 196H42V198L45 196V195H47V196H45L44 198L45 199H47L46 200V202L45 201H43L42 202V207H46V208H49V210L50 211H54V209H55V211L54 212H50V214L51 213H53V214H51V216H47V214L45 213V211L43 212H41V213H45L46 214V216H44L45 214H41L40 212V214L41 215H35V216H37V217H31L30 215V220L28 221V218H27V221L29 222V224H27V225H29V227H30V229L32 230V227L30 226V225H32L33 227H34V229H35V231H34V229L32 230V231H30L31 232V238L29 237L28 238V243L29 244H27L28 245V247H29V245H31L30 243L31 242H33V246L32 247H35V249H38V250H42L43 249V251H39V253H35V251H34V248H32L33 249V251L34 252H32L31 253V255H30V257H29V259H24V260H20V258H18L17 259V257L20 255V257H21V254H18V256H16L15 257V255H14V252H15V254H17L18 253V251H15V250H13V249H16L17 247H16V245H14V247H16V248H13L8 242H9V240H8V244L7 245H10L9 247H10V249L11 250H9V252H8V256L6 255V257H5V259H4V262L3 263H5V264H63V263H65V264H71V262H72V264H76L77 263V261H79V264L82 262V264L84 263V264H112L113 262H114V258L115 257H117L119 254H120V256H123V255H121L123 252L125 253L126 251H129V250H127L128 248H126L125 246H127V245H132V243L130 242L129 243V241L131 240L132 242L134 241V240H132V238H134L135 240L138 238L137 236H139V238L141 237V236H143V234H140L141 232L142 233H144V230L143 229H145L146 228V230L148 229V232H146V230H145V234L144 235H146L147 233H148V236L147 237H149L148 239H146L147 237L146 236H144L143 238H145L146 240L145 241H148V240H150V238H152V240H156L155 238L153 239V237H158V236H153L152 237V235L153 234H149V230L150 229H153V227L151 228L150 226H155V229L157 230V228L156 227H158V226H156L155 224L156 223H158L159 224V226L161 225V223L163 222V220H166L168 217H170V216H167L166 215V213H164V212H168L169 211V213H170V215H172L173 216V214H174V216L172 217L173 218V220H175L174 218H176V221H178V224H179V222H181V221H184V223L186 224H184L185 226H189V222L186 220V216H188V214L186 215V212H184V211H182L181 212V208H183V210H184V208L186 209L185 211H188L189 209H191V210H189L188 212H192L193 213V206H195V205H198V204H196L197 203V201H196V203H193V201L195 202V200H197V199H199V198H202V199H200V201L202 202L205 198V196L209 193V192H211L212 190H213V186L215 187V189L214 190H216L217 192H218V194H216V195H218V197L217 196H214V197H217V198H219V199H222L223 200V202L225 203L226 201L227 202H232V201H234V203H235V205H233V209L230 207L231 205L230 204H233V202L232 203H230V204H228L227 202L225 203V204H223L222 202H221V205L223 204V205H225V207L227 208V212H225V213H227L226 214V216H227V218L228 219H230V220H233V221H229V222H233V224L234 225H239V224H242V222L244 221V219H245V221H244V223H245V225L247 226V228H246V231H247V234L245 233V235H244V239L247 241H249V236H247L249 233V235H251L252 233V230H254L255 231V233H254V231H253V234H254V236H255V234H256V232H257V234H258V231H259V226H260V224L262 223V221H263V219H264V203H262L261 201H264L263 199H264V193H262V192H260V194L258 193V191L260 190H258V191H256V193H258L259 195H257L256 193H252L253 192V187H254V185H253V182H254V184L256 185V184H258V182H260L259 184H261V182H263L262 180L264 179V178H261V179H259V181H258V178L256 179V177H259L260 178V176H256V174H255V176L256 177H254V173L256 172V170H255V168L257 169V167H258V165H257V163L258 164H261V167H262V164H263V162H264V156L262 157V156H260V158H259V154L260 155H263L262 153L264 152L263 150H261V149H259V150H257L258 148H261L262 147V149H264L263 147H264V144H261V143H264V141H262V139L261 138H259V139H261V141L259 142L258 140H256L257 142H255V138L256 139H258V137H255V135H257L258 134V131L260 132V134H261V130H262V128H264V118H262V119H260L261 118V116L263 115V114H261V113H263L262 111H260V112H254L253 111V115H252V112L251 113H249V114H251V115H247V111H246V116H245V112H244V109H246V107H248L249 105H252V104H254V103H259L260 101L262 102L263 100L262 99H264V80H262L263 78H261V80H260V78H258V74L256 75V76H254V78H251V79H249V77L250 76H252V75H248V78L247 79H245V77L247 76L246 75V73H245V77L243 78V79H241L243 82H241L240 80L239 81H236V82H238V83H236L235 82V78H234V80H233V77H228V75L229 76H231V75H234L233 73L235 72L236 74L234 75V77L237 75V76H239V75H243V72L245 71V72H247L248 74L249 73H251L249 70V65H247L248 67H246V69H244V71H242L243 69L241 68L242 66H243V68H244V63H245V61H243V63H242V61H241V63H239V69H241V70H239V69H237V70H239V75H238V73H237V71H235L234 70V72H232V73H230V74H228L227 75V66H225L226 64H222ZM26 64H27V62H26ZM156 64H157V61H156ZM156 64H155V66H156ZM179 64V63H178ZM184 64V63H183ZM187 64H188V62H187ZM203 64V63H202ZM215 64H216V62H215ZM240 64L242 65V66H240ZM41 65V64H40ZM160 65H161V63H160ZM163 65V64H162ZM199 65H201V64H199ZM15 66V65H14ZM23 67H24V65H22ZM46 66V65H45ZM144 66H146V65H144ZM177 66V65H176ZM179 66V65H178ZM177 66V67H178ZM185 66V65H184ZM187 66L188 65H186V67L185 68H187ZM190 66H191V68L192 69H195V67H197V65H193V64H190ZM192 66H195V67H192ZM215 66V67H216ZM57 67V66H56ZM176 67V68H177ZM182 67L183 66H180V69L179 70H181L182 69ZM213 67V66H212ZM254 67V66H253ZM146 68V67H145ZM176 68H174V70L176 69ZM184 68V69H185ZM189 68V67H188ZM190 68V69H191ZM249 70H248V69ZM189 69V71H192V69L190 70ZM200 69V68H199ZM208 69V68H207ZM234 69H236V68H234ZM252 69V68H251ZM83 70V69H82ZM173 70V71H174ZM203 70H204V68H203ZM206 70V69H205ZM229 70V72H230V69H228ZM233 70V69H232ZM231 70V71H232ZM253 70V69H252ZM41 71V70H40ZM48 71V70H47ZM147 71V70H146ZM152 71V70H151ZM181 71H183V70H181ZM207 71V70H206ZM256 71H258V70H256ZM148 72V71H147ZM172 72V71H171ZM202 72V71H201ZM228 72V73H229ZM152 73H154V72H152ZM155 73H157V72H155ZM159 73H161V72H159ZM173 73V72H172ZM175 73V72H174ZM173 73V75H176V73L174 74ZM177 73H178V71H177ZM184 73V72H183ZM256 73V72H255ZM258 73V72H257ZM185 74H187V72L185 73ZM189 74V73H188ZM195 74H197L199 77H196L197 79H195L194 77L196 76ZM205 74L207 75V76H205ZM251 74H253V73H251ZM259 74H260V72H259ZM158 75V74H157ZM178 75V74H177ZM176 75V77H178ZM219 75H220V77H222V76H225V77H223L224 79L222 80V78H219ZM222 75V76H221ZM133 76H135V74L133 75ZM152 76V75H151ZM151 76H150V78H151ZM155 76L156 75H154V78H152L153 80L152 81H155L154 79H156L155 78ZM169 76V75H168ZM183 76V75H182ZM184 76H186V75H184ZM188 76V75H187ZM186 76V77H187ZM190 76H192V72L190 73ZM14 77V76H13ZM142 77V76H141ZM153 77V76H152ZM160 77H161V75H160ZM176 77H175V79H176ZM206 77V79H204V78ZM45 79H46V77H44ZM140 78V77H139ZM226 78V79H225ZM241 78V77H240ZM24 79V78H23ZM141 79V78H140ZM142 79L145 81V78H143L142 77ZM141 79V80H142ZM179 80L181 79L182 80V77L181 78H178ZM178 79H177V81H176V83L175 84H177V82H178ZM187 79V78H186ZM214 81H213V80ZM219 79H221V82H219ZM233 80V82H234V84L232 83V80ZM238 79V78H237ZM134 80V81H133ZM157 80H158V78H157ZM171 80H173V78L171 77L170 78V80L169 81H171ZM184 80V79H183ZM190 80V79H189ZM247 81V80H249V81H247V82H245L244 83V81ZM58 81V80H57ZM91 81V80H90ZM135 81H138V82H135ZM211 81H213V82H211ZM157 82V81H156ZM181 81H179V85H181V83H180ZM202 82V83H201ZM210 82V83H209ZM216 82L217 83H219V85L218 84H216ZM228 82V83H227ZM230 82L232 83L231 85H230ZM101 83V82H100ZM103 83V82H102ZM138 83H140V84H138ZM171 83V82H170ZM182 83H183V81H182ZM200 84V86H198L199 84ZM211 83H214V85L212 86V84ZM225 83V84H224ZM153 84V83H152ZM155 84V83H154ZM163 84V83H162ZM164 84L162 85V86H164ZM167 84V85H166ZM185 84V83H184ZM211 84V85H210ZM229 85L230 86V90H227V91H225L224 90V88H225V86L226 85ZM20 85V84H19ZM105 85V84H104ZM142 85H143V89H142ZM178 85V84H177ZM210 85V86H209ZM223 85H225V86H223ZM35 86V85H34ZM101 86V85H100ZM182 86H183V84H182ZM184 86H186V84L184 85ZM211 86H212V89L214 88V86H217L218 88H215V90H211ZM105 87V86H104ZM107 87H108V85H107ZM128 87H129V85H128ZM169 87V86H168ZM200 87V88H199ZM97 88V87H96ZM96 88H94V89H96ZM106 88V87H105ZM129 89V88H128ZM40 90V89H39ZM93 90V89H92ZM109 90V89H108ZM172 90V91H171ZM49 91V90H48ZM78 91V90H77ZM115 92H116V90H114ZM133 92V93H132ZM161 92V91H160ZM164 92V90H162V92L161 93H163ZM16 94H17V92H15ZM60 93V92H59ZM98 93H100V92H98ZM98 93H97V95H98ZM105 93H109L108 95H109V97L110 98H108V96H106L107 94H105ZM132 93V94H131ZM141 93V92H140ZM159 93V92H158ZM174 93V92H173ZM172 93V94H173ZM87 94H88V92H87ZM135 95V96H136ZM152 95V94H151ZM132 96V97H131ZM134 96V97H135ZM138 96V95H137ZM148 96V95H147ZM169 96H170V93H169ZM95 96H93V98H94ZM155 97H156V95H155ZM158 97V96H157ZM92 98V99H93ZM169 98V97H168ZM39 99V98H38ZM111 99V100H110ZM135 99V98H134ZM153 99V98H152ZM155 99V98H154ZM41 100V99H40ZM39 100V101H40ZM86 100V99H85ZM94 100V99H93ZM150 100V101H149ZM88 101V100H87ZM133 101V100H132ZM135 101V100H134ZM133 101V102H134ZM138 101H140L139 103H138ZM146 101V100H145ZM156 101V100H155ZM160 101V102H161ZM190 102V103H187L186 105H185V103L186 102ZM60 102V101H59ZM67 102V101H66ZM73 102V101H72ZM133 102H131V103H133ZM136 102V101H135ZM95 103H94V105H95ZM113 103V104H112ZM114 103H115V105H114ZM156 103V104H157ZM71 104V103H70ZM118 104V105H117ZM184 104V105H183ZM29 105V104H28ZM68 105V104H67ZM84 105V104H83ZM88 105H89V103H88ZM87 105V106H88ZM90 105H91V103H90ZM126 105V106H125ZM155 105V103L153 104V106ZM173 105V106H174ZM188 105V106H189ZM86 106V105H85ZM97 106V105H96ZM133 106H131V108L133 107ZM169 106V105H168ZM172 106V105H171ZM191 106V107H192ZM209 107V109L211 110V111H213L214 112V114H211V115H209L207 112H205V110L204 109H206L207 107ZM8 107V106H7ZM92 107H93V105H92ZM181 107H183V108H181ZM187 107V106H186ZM191 107H189L188 108V110L189 109H191ZM193 107V108H194ZM231 107V108H230ZM245 107V108H244ZM18 108V107H17ZM86 108V107H85ZM145 108V109H144ZM42 109V108H41ZM70 109V108H69ZM93 109V108H92ZM127 109H130V105H129V108L127 107ZM185 110H186V108H184ZM263 109V108H262ZM7 110V109H6ZM79 110V109H78ZM97 110H98V108H97ZM145 110V111H146ZM159 110V109H158ZM207 110V109H206ZM222 110H226L225 112H226V114L224 113V111L222 112ZM259 110V109H258ZM25 111V110H24ZM43 111V110H42ZM69 111V110H68ZM174 111V112H175ZM177 111V112H178ZM181 111V110H180ZM187 111V110H186ZM189 111H192V109L191 110H189ZM219 111H221V112H219ZM94 112V111H93ZM100 112H102V114L100 113ZM137 112V111H136ZM177 112H175V113H177ZM182 113L183 112H185V111H181ZM210 112V111H209ZM16 113V112H15ZM18 113V112H17ZM84 113V112H83ZM127 113V114H126ZM166 113V114H165ZM167 113H169V116L171 115V117H168V114ZM172 113V112H171ZM186 113V112H185ZM190 113V112H189ZM193 113H195V110H194V112ZM222 115H221V114ZM224 113V114H223ZM20 114V113H19ZM61 114V113H60ZM98 114V115H97ZM148 114V115H147ZM178 114H180V112H178ZM188 114V113H187ZM192 114V113H191ZM220 114V115H219ZM258 114H261V115H258ZM92 115V116H93ZM167 116V117H165V116ZM181 115V114H180ZM185 115V114H184ZM194 115V114H193ZM256 115H258V116H256ZM81 116H82V114H81ZM89 116H91V115H89ZM135 116H138V118L137 117H135ZM174 116V115H173ZM178 117V116H177ZM259 117V118H258ZM93 118H96V117H93ZM96 118V119H97ZM255 118H258V120H257V122L259 121V119L260 120H262V121H260V123H256V125H254L255 124ZM87 119V118H86ZM53 120V119H52ZM83 120V119H82ZM89 120V119H88ZM153 120V121H152ZM6 121V120H5ZM27 121V120H26ZM18 122V121H17ZM60 122V121H59ZM154 122H156V123H154ZM153 123H154V126H153ZM249 123V124H248ZM3 125H4V123H2ZM8 124V123H7ZM74 124V123H73ZM98 124H97V126H98ZM157 126H156V125ZM243 124V126L244 125H250L251 127H249V126H244V127H240L239 129H238V127L239 126H241ZM37 125V124H36ZM253 125L254 126H256V127H253ZM2 126V125H1ZM156 126V127H155ZM69 127V126H68ZM71 127V126H70ZM87 127V126H86ZM101 126L99 125L98 126V129L100 128ZM237 127V128H236ZM90 128V127H89ZM88 127H87V129H89ZM251 128L253 129V131L251 130ZM254 128L255 129H259L258 131L257 130H254ZM83 129H85V128H83ZM87 129H85V130H87ZM100 129H102V128H100ZM99 129V130H100ZM236 129V130H235ZM261 129V130H260ZM61 130V129H60ZM81 129H79V131H80ZM96 130H97V127H96V129L94 130L95 132H96ZM57 131V130H56ZM71 131V130H70ZM77 131V130H76ZM98 131V130H97ZM105 131V130H104ZM114 131L115 132H117L118 134H116V135H114ZM228 131V132H227ZM230 131V132H229ZM255 132V131H257V134H255V135H253L252 133H250V135H249V132ZM69 132V131H68ZM83 132V131H82ZM91 132V131H90ZM89 132V133H90ZM94 132V133H95ZM262 132L264 133V129L262 130ZM78 133V132H77ZM87 132H85V134H86ZM91 133H93V132H91ZM94 133L92 134V135H94ZM99 134H101V133H99ZM98 133H97V135L95 136V137H97L98 135H99ZM84 135V134H83ZM89 135V134H88ZM91 135V134H90ZM90 136V137H93V136ZM102 135H104V134H102ZM224 135V137L222 138V136ZM251 135H253L255 138H254V141H252V138L253 137H249V136H251ZM87 136V135H86ZM85 136V137H86ZM105 136V135H104ZM104 136H99V137H102L104 140L105 139H107L108 137V135L104 138ZM219 136L221 137V139L219 140ZM259 136V135H258ZM264 136V135H263ZM73 137V136H72ZM88 137V136H87ZM110 137V136H109ZM247 137H249L250 139H251V141H249V139L247 138ZM260 137V136H259ZM32 138V137H31ZM64 138V137H63ZM68 138V137H67ZM70 138V137H69ZM79 138V137H78ZM113 138V139H112ZM119 137H117V139H118ZM264 138V137H263ZM33 139V138H32ZM52 139V138H51ZM83 139V137L81 138V140ZM90 139V138H89ZM92 139H94V137L92 138ZM246 139V140H245ZM248 139V140H247ZM38 140V139H37ZM36 140V141H37ZM61 140V139H60ZM76 140H78L77 138L74 140V142L76 141ZM80 140V139H79ZM87 140V139H86ZM205 140V141H204ZM207 140V141H206ZM213 140V141H212ZM264 140V139H263ZM14 141V140H13ZM64 141V140H63ZM71 141H73V140H71ZM109 141H111V142H109ZM208 141H211V142H208ZM71 143L72 145H76V142L75 143ZM77 142H79V141H77ZM87 142V141H86ZM88 142H90V141H88ZM92 142H93V140H92ZM102 142V141H101ZM107 142H105V148H103L102 146V148L101 149H106L107 148V146H108V143ZM202 142H203V144H204V142L206 143L207 142V144H202ZM258 145H261V147H258L257 145H255V147L256 148H254V144L255 143ZM259 142V143H258ZM38 143V142H37ZM65 143V142H64ZM67 143V142H66ZM69 143H70V140H69ZM82 143H83V141H82ZM82 143H81V145H82ZM96 143H97V140H96ZM99 144H98V146H100V142H98ZM103 143V142H102ZM209 143V144H208ZM211 143V144H210ZM57 144V143H56ZM63 144V143H62ZM68 144V143H67ZM70 144V145H71ZM86 144V143H85ZM106 144H107V146H106ZM35 145V144H34ZM61 145V144H60ZM65 145V144H64ZM69 145V146H70ZM70 146V147H73V146ZM84 145V144H83ZM93 145V144H92ZM94 145H96V144H94ZM104 145V144H103ZM68 146V145H67ZM86 146V145H85ZM84 146V147H85ZM97 146V148H99ZM70 147H67L68 149L67 150H70ZM80 147H82V146H80ZM108 147H110V145L108 146ZM258 147V148H257ZM61 148V147H60ZM76 148V147H75ZM83 148V147H82ZM56 149V148H55ZM72 149V148H71ZM79 148L77 147V150H78ZM87 149V148H86ZM100 149V150H101ZM54 150V149H53ZM58 150V149H57ZM90 150V149H89ZM88 150V151H89ZM98 150V149H97ZM108 150H109V152H108ZM74 151V150H73ZM92 151H93V149H92ZM91 151V152H92ZM106 151V150H105ZM104 151V152H105ZM114 151L116 152V153H114ZM260 151V152H259ZM40 152V151H39ZM55 152H56V150H55ZM77 152V151H76ZM85 154H86V152H87V150H86V152L85 151H83ZM90 152V153H91ZM95 152H96V148H95ZM117 152H118V154L119 155H117ZM262 152V153H261ZM47 153V152H46ZM64 153V152H63ZM69 153V152H68ZM67 153V154H68ZM73 153V152H72ZM93 153V152H92ZM110 155H109V154ZM111 153H114V154H112L111 155ZM49 154H51V153H49ZM56 154V153H55ZM54 154V155H55ZM96 155V154H98V151L96 152V153H93V155ZM12 155V154H11ZM40 155V154H39ZM38 155V156H39ZM52 155V154H51ZM64 155V154H63ZM80 155V154H79ZM88 155H89V152H88ZM109 155V156H108ZM46 156H47V154H46ZM50 156V155H49ZM49 156H47L48 157V160H49V158H51V157H49ZM70 156H71V153H70ZM27 157V156H26ZM32 157V156H31ZM42 157V156H41ZM55 157V156H54ZM54 157H52V158H54ZM60 157V156H59ZM63 157V156H62ZM68 157V156H67ZM74 157V156H73ZM78 157V156H77ZM76 157V158H77ZM263 159H262V158ZM42 158H45V156H43ZM69 158V157H68ZM68 158H66V159H68ZM85 157H83V159H84ZM259 158V159H258ZM46 159V158H45ZM57 159H59V158H57ZM56 159V160H57ZM105 159V160H106ZM263 160L262 161V163H260L261 161H259V160ZM8 160V159H7ZM43 160V159H42ZM48 160H45V161H48ZM51 160V159H50ZM54 160V159H53ZM53 160H51L52 162H54ZM84 160H87V158L86 159H84ZM258 160V161H257ZM31 161V160H30ZM43 162V163H47V162ZM49 162V164H51L52 162ZM257 161V162H256ZM42 162H41V164H42ZM56 162H58V161H56ZM90 161L88 160V163H89ZM40 163V162H39ZM86 163V162H85ZM38 164V163H37ZM44 164V165H45ZM48 164V165H49ZM53 164H55V163H52L51 164V166L53 165ZM77 164V163H76ZM78 164H79V162H78ZM90 164V163H89ZM89 164H87V167H88V165ZM96 164V165H97ZM21 165H23V164H21ZM43 164H42V167H45L46 169L45 170H47L48 169V167L49 166H47V164H46V166H44ZM83 165V164H82ZM91 165V164H90ZM91 165V166H92ZM257 165V167H255ZM13 166V165H12ZM54 166V165H53ZM80 166H81V164H80ZM263 166H264V164H263ZM78 167V166H77ZM83 167V166H82ZM82 167H80L79 169L82 171ZM40 168V167H39ZM72 168H75V167H72ZM106 168V169H105ZM118 168V170H120V168H122L123 170H120V172L118 171L117 172V169ZM259 168H260V166L258 167V171H259ZM263 168V167H262ZM54 169V168H53ZM53 169H51V171H50V173L53 171ZM177 169V170H176ZM49 170H50V168H49ZM83 170V171H84ZM115 170V171H114ZM3 171V170H2ZM37 171V170H36ZM60 171V172H61ZM66 171H68V170H66ZM65 171V173H67V175H68V172L70 171H68V172H66ZM73 171H75L76 172V169H74V170H72V172L70 171L69 173H72L73 174V176H74V173H73ZM77 171H78V169H77ZM79 172V175H80V173H83V172ZM114 171V172H113ZM165 171H167V172H169L166 176L165 175H163V174H165L166 172ZM175 171H178V172H176V173H174ZM235 171V173L237 172L239 175L237 176V177H231L232 176V174H230V173H233ZM263 171V170H262ZM56 172V171H55ZM54 172V173H55ZM59 172V171H58ZM57 172V173H58ZM77 172V173H78ZM87 172H84L83 174H85L86 175V173ZM171 172H173V173H171ZM221 172H224V173H226V175L225 174H223L224 175V177H222L223 175H222V173ZM36 173V172H35ZM34 173V174H35ZM44 173V172H43ZM76 173V177L74 178V181H75V179H77L78 177H82L83 176V174H82V176H77L78 174ZM87 173V175H89V174H91V173H89L88 174ZM161 173H163L162 174V176H160L159 174H161ZM221 173V174H220ZM227 173H229L228 175H229V177L227 176ZM235 173H233V174H235ZM258 173V175H259V172H257ZM263 173V172H262ZM60 174V173H59ZM72 174L70 175L71 177H72ZM218 174H220V175H218ZM46 175V173H44V175L43 176H45ZM84 175V176H85ZM222 175V176H221ZM263 175V174H262ZM34 176V175H33ZM69 176V175H68ZM68 176H66L67 177V179H68ZM83 176V179L82 180H80V181H85L84 183L85 184H89L88 183V181L90 180V179H88V181H87V183H86V180H85V178L87 177V176H85L84 177ZM90 177L89 178H91L92 176L91 175H89ZM98 176V179H100L99 177H102L103 178V180H102V178L100 179V180H98L97 179V182H96V177ZM104 176V177H103ZM218 176L221 178V179H223V180H225L226 181V178H227V180H228V178H230V185H229V182H227L228 183V185H226L225 183H223V184H221V185H217L216 183H218V182H211V180L213 179L214 181H215V179L217 178L218 179ZM24 177V176H23ZM42 177V176H41ZM213 177V178H212ZM216 177V178H215ZM264 177V176H263ZM30 178V177H29ZM55 178L56 179H58L59 181H57V180H55ZM73 178V177H72ZM72 178H70L71 180H73ZM79 178V179H80ZM88 178V177H87ZM157 178H159V179H162V181L160 180L159 182H156V179ZM215 178V179H214ZM225 178V179H224ZM208 179H210V180H208ZM220 179V180H221ZM233 179V180H232ZM22 180V179H21ZM101 180H102V182H101ZM222 180V181H223ZM235 180H237V182H238V180H239V182L238 183H241V185L240 186H238V184H237V182H235ZM245 181V183H244V181ZM40 181H42L43 183H44V181L43 180H40ZM50 183H49V182ZM55 181V182H54ZM63 181H66V182H63ZM79 181V182H80ZM91 181V180H90ZM231 181H234L233 183H235L236 184V186L234 185V184H231L232 182ZM241 181V182H240ZM243 181V182H242ZM249 181V182H248ZM256 181H258V182H256ZM26 182V181H25ZM41 182V183H42ZM54 182V183H53ZM62 182V183H61ZM60 183L62 184V186H65V184L64 183H69V181L68 180H62ZM73 182V181H72ZM72 182H70L69 184H72ZM79 182H77L76 181V183H78L79 184ZM153 182L155 183L154 185H155V187H154V189H153V187L152 188H149V187H147L148 185L149 186H151V185H153ZM221 182V181H220ZM49 183V184H48ZM55 184V186L56 185H61V184ZM264 183V182H263ZM25 184V183H24ZM23 184V185H24ZM64 184V185H63ZM66 184V185H67ZM69 184H68V186H69ZM78 184H76V186L78 185ZM151 184V185H150ZM219 184V183H218ZM45 185H46V183H45ZM74 186H75V184H73ZM84 185V184H83ZM232 185H234V186H232ZM42 185H40L39 187H41ZM252 186V187H251ZM257 186V185H256ZM261 186V185H260ZM259 186V187H260ZM33 187H34V184H33ZM37 187V186H36ZM43 187H44V185H43ZM43 187H41L42 188V190H43ZM71 187V186H70ZM90 187V188H91ZM146 187H147V189L149 188V191H150V189H152V193H154L155 194V192H157L156 194L158 195L157 197L159 198H161V196H163V198L165 197V199L166 200H168L167 201V203L168 202H170L169 204L171 205L170 207L168 206L167 208L165 207V205L162 207L163 209V211H164V209L165 210H167L168 209V211H162V210H159L160 211V213L158 212L157 213V211H155L156 209H159L160 207L159 206H161L163 203L162 202H166V201H163L162 200V202L161 201H159V204L158 203H154V201H153V203L155 204H153L152 202H150L151 200H147V196H146V192L148 191L147 189H146ZM239 187H240V189H242L241 187H243L244 189H242V191H243V193H241L242 191H240L239 190ZM247 188V190L249 191V189L250 188H252L251 190H252V192H248V191H245V189ZM250 187V188H249ZM258 187V188H259ZM261 187H263V185L261 186ZM260 187V188H261ZM47 188H48V186H47ZM64 188V187H63ZM69 188V187H68ZM116 188H119V189H116ZM212 188V189H211ZM38 189V188H37ZM46 188H44V190H45ZM67 189V188H66ZM72 189V188H71ZM77 189H78V187H77ZM80 189H79V193H80ZM145 189V190H144ZM264 189V188H263ZM34 190H35V188H34ZM75 190V191H74ZM118 190H119V192H118ZM144 190V191H143ZM153 190H154V192H153ZM213 190V191H214ZM54 191V190H53ZM55 191H56V189H55ZM146 191V192H145ZM215 191V192H216ZM260 191H262V190H260ZM22 192V191H21ZM116 192H118V193H120L119 195H120V197H118V199H117V196H116V194H118V193H116ZM144 192V193H143ZM206 193L205 195L203 194V193ZM208 192V193H207ZM264 192V191H263ZM41 193V192H40ZM78 193V192H77ZM151 193V194H152ZM262 193V194H261ZM13 194V193H12ZM112 194H114V195H112ZM142 194H144V197H145V201L147 200L148 202H150L151 204L149 205L148 204V206H143V204H147L145 201L143 202L142 200H143V196H141ZM150 194V195H151ZM162 194V195H161ZM253 194H254V196H253ZM38 195V197H41V195H39V194H37ZM75 195V194H74ZM79 195V194H78ZM81 195V196H82ZM87 195V194H86ZM90 195H88V196H90ZM118 195V196H119ZM133 195V196H132ZM139 195H140V197H139ZM161 195V196H160ZM211 195V194H210ZM263 195V196H262ZM31 196H33V195H31ZM30 196V197H31ZM36 196V195H35ZM63 196H65V197H63ZM72 196V198H74V196L73 195H71ZM95 196V197H94ZM109 196H111V197H113V196H115L114 198L115 199H113L112 198V200H111V197H110V200H108L107 201V199H108V197ZM131 196L132 197H136V199L135 198H131ZM138 196V197H137ZM209 196V195H208ZM253 196V197H252ZM256 196H259V199H258V197L256 198ZM8 197V196H7ZM25 197V196H24ZM37 197V196H36ZM51 197V196H50ZM79 197V196H78ZM149 197V196H148ZM151 197V196H150ZM153 197V196H152ZM152 197H151V199H152ZM155 197V199H156V196H154ZM153 197V198H154ZM211 197V196H210ZM62 198V199H61ZM66 198V199H65ZM72 198H70V199H72ZM76 199H79V198H77V195H76V197H75ZM137 198H140V200H141V198H142V202L140 203L139 201L140 200H138ZM162 198V199H163ZM204 198V199H203ZM25 199V198H24ZM34 199V198H33ZM41 199V198H40ZM57 199V200H58ZM129 199H131V200H129ZM164 199V200H165ZM207 199V198H206ZM205 199V200H206ZM212 199V198H211ZM216 199V198H215ZM34 200H36V199H34ZM37 200H38V198H37ZM52 200V199H51ZM105 200L107 201V202H105ZM135 200V201H134ZM138 200V201H137ZM157 200V199H156ZM160 200V199H159ZM204 200V201H205ZM230 200V201H229ZM232 200V201H231ZM259 200V201H258ZM31 201H33V200H31ZM76 201H78V200H76ZM111 201V202H110ZM129 201V202H128ZM133 202V204H132V202ZM139 202L140 204H138L137 203V205H140V207L139 208H133L134 209V211H133V209H130V208H132L131 206H130V202H131V205H133L134 207H135V202ZM191 201H192V204H195V205H190L189 204V202L191 203ZM199 200H198V203L200 202ZM203 201V202H204ZM8 202H9V200H8ZM30 202V201H29ZM35 202H37V201H35ZM39 202H41V201H39ZM128 204H127V203ZM157 202V201H156ZM207 202H210V201H207ZM206 201L204 202V203H207ZM220 202V201H219ZM44 203V204H43ZM80 203V204H79ZM95 203H98V204H101V205H98L97 204V206H96V204ZM109 203V204H108ZM188 203V204H187ZM15 204V203H14ZM38 205H39V203H37ZM57 204H55V205H57ZM110 205V206H108V205ZM152 204H153V206H156V207H158V208H156L154 211H155V213H153L154 211L152 210V208H153V206H152ZM169 204H167V205H169ZM211 204V203H210ZM45 205V206H44ZM77 205H80V206H82L83 208H81V207H79V206H77ZM107 205V206H106ZM158 205V206H157ZM199 205H200V207L202 208V210L206 207H204L203 208V206H201V204L199 203ZM204 205V204H203ZM206 205V204H205ZM219 205V204H218ZM18 206V205H17ZM61 206V207H60ZM150 206V207H149ZM208 206V205H207ZM234 206H237L236 207V210L235 211H237V213H235V211H234V209H235V207ZM9 207V206H8ZM36 207V208H35ZM34 208L35 209H37V207H40L41 208V204L39 205V206H35ZM97 207V208H96ZM102 207V208H101ZM104 207V208H103ZM152 207V208H151ZM171 207L173 208V210L171 209ZM191 207H193V208H191ZM198 207V206H197ZM199 207V208H200ZM211 207H213V206H211ZM224 207V208H225ZM1 208V207H0ZM46 208H44V209H46ZM53 208V210H51ZM92 208H94L95 209V212H97L98 213V209H104L103 211H105V213H106V215L103 213V211L102 210H99V211H102L101 213H103L101 216H103V215H105V217L106 218H108V217H111L110 219H112V217H113V215L114 214H116V217L115 218H113V219H115L116 221H114V222H117L116 224L115 223H111V225H110V229H108L109 231H111V232H109V231H107L106 233L105 232H102V226L104 225V220H105V218L103 219V222H102V226H99L98 225V223L100 222L99 220H100V216H98L99 217V219H95L94 220V218H96V216H97V214L95 215V214H93L94 212H93V209ZM169 208H170V210H172V213H171V211L169 210ZM221 208V207H220ZM223 208V207H222ZM223 208V209H224ZM240 210V209H243L244 211H245V216H243L244 214H242V212H244V211H239V213H238V209ZM261 208V209H260ZM2 209V208H1ZM0 209V210H1ZM14 209V208H13ZM44 209H42V210H44ZM77 209H79V210H81L82 209V211L84 212V215L82 214V213H80V214H82V217H81V215L79 214V213H77V214H79L80 216H78L77 214H75L74 212L75 211H77ZM89 211H88V210ZM209 209H211V208H209ZM38 210V209H37ZM79 210H78V212H79ZM107 210V211H106ZM130 210H132L131 211V213L129 214V213H127V212H129ZM195 210V209H194ZM200 210V209H199ZM205 210V209H204ZM203 210V211H204ZM207 210V209H206ZM205 210V211H206ZM225 210V209H224ZM3 211V210H2ZM2 211H0L1 213H2ZM8 211V210H7ZM87 211L88 212H90V214H89V216H88V213H87ZM202 211V215H204V212ZM208 211V210H207ZM5 212V211H4ZM11 212V211H10ZM10 212L8 213V212H6L7 214H1V218L3 219V221L5 220L6 221V218H5V216H7L8 214H10ZM15 212V211H14ZM23 212V211H22ZM35 212V211H34ZM38 212V211H37ZM81 212V211H80ZM163 212V214L165 215H163V214H161ZM200 212L201 211H199V212H196V215H197V213H198V215L197 216H199V215H201L200 214ZM220 212H222V211H220ZM12 213V212H11ZM30 214H31V212H29ZM36 213V212H35ZM39 213H36V214H39ZM87 215H86V214ZM91 213H92V215H91ZM100 212H99V214H101ZM207 213H209V212H207ZM240 213L242 214V217H245V218H243V220H242V222L241 223H234V220L236 221L237 220V216L238 215H240ZM119 214V215H118ZM125 214V216H126V214L128 215V216H123ZM153 214H155V215H157V214H160V216H163L162 217V219H161V217L159 218V219H161L162 221L160 222V220L158 219V216H155V215H153ZM168 214V213H167ZM178 215V217H175V215ZM210 214V213H209ZM237 214V215H236ZM2 215H4V216H2ZM32 215H33V212H32ZM93 215H95L94 216V218H93V220L94 221H96V222H98L97 224H95V227H91V224L88 222L87 223V221H89V220H87L90 216H93ZM176 215V216H177ZM189 215H191V214H189ZM201 215V216H202ZM212 215V214H211ZM86 217L87 216V218H85V219H82L83 220V222H84V220L86 221V222H84V223H86V225H88L87 227H89L88 229H92V228H95L94 230H96V229H98L99 227H100V229H101V231L99 232H97L98 234L99 233H103L104 235H102V234H100V237H104L105 236V238H104V240L103 239H101L100 241H99V239H100V237H99V239H97L98 238V236H96V238H94L93 236V238L91 237V235H97V233L95 232V233H90V231H92V230H89L88 231V229L83 225V223H82V225L80 224V222L82 221V220H80V218H84V217ZM117 216H119V217H125L124 219L126 220H124L123 218V222L122 223H124L125 225H123V224H121L120 223V221H121V218H119L118 217V220L120 219V221H118L117 220ZM167 216V217H166ZM201 216H199L198 217V220L201 218L202 219V222H201V220L199 221L200 223H202V225L204 226V220H206V219H204L203 218V216L201 217ZM206 218L208 217V215L206 216V213H205V215H204ZM225 216V217H226ZM5 219H4V218ZM65 217H67L66 219H64ZM78 217H79V219H78ZM104 217V216H103ZM102 217V218H103ZM153 217H155L154 219H153ZM170 217V218H171ZM194 217H195V215H194ZM217 217V216H216ZM1 218H0V220H1ZM91 218V219H90ZM89 219L90 220H92V217H90ZM166 218V219H165ZM188 218V217H187ZM191 218H193V217H191ZM195 218H197V217H195ZM156 220V222H154L155 224H149L150 223V221L152 222V220ZM190 219V218H189ZM188 219V220H189ZM209 219H210V217H209ZM223 219V218H222ZM91 221V222H94V221ZM102 220V219H101ZM108 220H109V218H108ZM169 220H171V222L169 221ZM167 222L169 223V224H171V223H173V224H177V222H173L172 221V219H169ZM195 220V219H194ZM215 219L213 218V220L212 221H214ZM5 221L2 223L3 225H4V227H6V225H5ZM25 221V220H24ZM67 223H66V222ZM111 221V220H110ZM110 221H108V222H110ZM193 221V220H192ZM192 221H191V223H192ZM211 221V222H212ZM227 221V220H226ZM96 222H94V223H96ZM112 222H113V220H112ZM119 222V223H118ZM152 222V223H153ZM166 222V223H167ZM194 223H196V222H198L197 221V219H196V221H193ZM261 222V223H260ZM15 223V222H14ZM168 223H167V225L165 226V227H167L166 229H165V231H167V229H172V227L170 228L169 226H168ZM181 223H183V222H181ZM180 223V224H181ZM199 223V224H200ZM206 223H208V219L206 220ZM221 223V222H220ZM257 223L259 224L258 226H257ZM264 223V222H263ZM1 224V225H2ZM10 224V223H9ZM18 224V223H17ZM23 224V223H22ZM77 224H80V225H77ZM115 224V226L117 227V228H119V226L121 227L122 225V227H121V229L119 228L118 230H117V228H116V231L115 232H117V234H118V236L117 237H115V238H113V236H116L114 233V231H113V229H114V226L112 227V225H114ZM120 224V225H119ZM198 224V225H199ZM1 225H0V227H1ZM2 225V226H3ZM26 225V226H27ZM76 225L78 226V227H76ZM100 225H101V223H100ZM117 225H119V226H117ZM150 225V226H149ZM162 225H165V223H163ZM172 225V224H171ZM170 225V226H171ZM184 225H182L181 224V226H183L184 227ZM192 225H194V224H192ZM214 225V224H213ZM222 225V224H221ZM221 225H219V226H221ZM244 224H242V225H240V226H242V228H243V230H244V227H246ZM261 225H263L264 226V224H261ZM26 226H24V228L26 227ZM80 226V227H79ZM81 226H83L82 227V229H84V227H85V231L83 230H81ZM92 226H94V225H92ZM97 226V227H96ZM108 226V225H107ZM191 226V225H190ZM197 225L195 224L194 225V229L193 230H195V229H198L197 227H196ZM203 226H199V227H202L201 229H203L204 228V230H203V233H204V235H203V233L202 232H199L200 234H202L204 237L206 236V231L205 230H207V229H205V228H207V225H205L204 227ZM244 226V227H243ZM258 227V231H256L257 230V227ZM4 227H3V229H4ZM75 227H76V230L78 229V230H80V231H82V233L83 232H89L90 234L89 235H85V233H83L84 235H83V237H86L87 236V238L90 236V240L89 239H87V238H79V237H77L78 235H80L79 233H78V230H77V232H75L74 230H75ZM113 229H112V228ZM169 227V228H168ZM174 227V226H173ZM182 227V228H183ZM192 227V226H191ZM222 227V226H221ZM228 227V226H227ZM254 227H255V229H254ZM28 228V227H27ZM26 228V231L27 230H29V228L27 229ZM80 228V229H79ZM160 228H163L162 226H160ZM176 228H177V226H176ZM175 228V229H176ZM179 228H180V225H179ZM181 228V230H183ZM187 228V227H186ZM223 228V227H222ZM241 228V229H242ZM253 228V229H252ZM261 228V227H260ZM74 229V230H73ZM87 229V230H86ZM155 229H153V232H154V230ZM185 229V228H184ZM191 229V230H192ZM239 230H240V228H238ZM250 229H251V231H250ZM4 230H6L7 231V229H4ZM16 230V229H15ZM93 230V231H94ZM105 230H107V227H104V230L103 231H105ZM142 230V231H141ZM163 230V229H162ZM161 230V231H162ZM169 230V231H170ZM174 230V229H173ZM177 230V229H176ZM186 230V229H185ZM185 230H183V236H184V231ZM188 230V229H187ZM186 230V231H187ZM189 230H190V228H189ZM192 230V231H193ZM222 230V229H221ZM248 230L250 231V232H248ZM261 230H262V232L264 231L263 230V227L261 228ZM0 231H2V229L0 230ZM72 231H74V233H72ZM159 231H160V229H159ZM159 231H158V233H155V232H157V231H155L154 233L155 234H158L159 236H160V234H159ZM160 231V232H161ZM164 231V230H163ZM185 231V232H186ZM198 231H200L199 229H198ZM198 231H196V232H198ZM202 231V230H201ZM223 231V230H222ZM231 231V230H230ZM238 231V230H237ZM242 231V230H241ZM8 232V231H7ZM24 232H25V229H24ZM75 236L77 233V235H76V237H72L73 235H71V233ZM114 232V233H113ZM151 233H152V231H150ZM168 232V231H167ZM166 232V233H167ZM177 232H178V230H177ZM180 232V231H179ZM188 232V231H187ZM225 232V231H224ZM242 232H245V231H242ZM242 232H240V234L239 233H234L233 234V236H242L243 234H242ZM261 232V233H262ZM3 233V232H2ZM14 233H16V232H14ZM19 233H20V231H19ZM22 233V232H21ZM21 233H20V236H22L21 235ZM33 233H35L36 235H34ZM68 233L71 235H69L72 239H74V238H77V239H79V241H82V242H79L77 239H75V240H77V241H73V240H71V238L70 237H67V235H68ZM112 233L114 234V235H112ZM132 233L135 235V233H137L138 235H136V236H133L132 235ZM163 233H165V232H163ZM165 233V234H166ZM173 233H175V231H173ZM230 233V232H229ZM17 234V233H16ZM24 234H27V233H24ZM109 234H111L112 235V237L111 236H109ZM162 234V233H161ZM168 234H169V232L167 233V237H170V234H172V232L169 234V236H168ZM188 234V233H187ZM187 234H186V236H184V237H187ZM192 233H190V235H191ZM197 234V233H196ZM236 234V235H235ZM260 234V233H259ZM8 235H9V233H8ZM32 235L34 236V238H32ZM102 235V236H101ZM131 235H132V237H131ZM162 235H164V234H162ZM162 235L160 236V237H162ZM177 235V234H176ZM180 235H182V233L180 234ZM189 235V234H188ZM202 235H201V237H202ZM262 235V234H261ZM4 236V235H3ZM7 235L5 234V237H6ZM20 236H18V237H20ZM64 236H66L67 238H68V240H67V238H66V241H64V242H62L61 241V239L62 240H64L65 238H62V237H64ZM82 236V235H81ZM106 236H107V238H106ZM171 236H174V235H171ZM179 236V235H178ZM197 236V235H196ZM194 237V239L193 240H195L194 242H196L197 240H196V238H198L199 240L201 239V238H199V236H197V237ZM231 237H233L232 235H230ZM247 236V237H246ZM252 237V241L254 242V239H253V235H251ZM2 237V236H1ZM17 237V238H18ZM23 237V236H22ZM21 237V238H22ZM131 237V238H130ZM137 237V238H136ZM164 237H166V236H164ZM203 237V238H204ZM227 237H228V235H227ZM257 237V239H255V240H260V239H258L259 237H261V236H256ZM256 237H254V238H256ZM4 238V237H3ZM21 238H18V240H19V242L21 241V243L23 242V240H21ZM70 238V239H69ZM92 238V239H91ZM130 238V239H129ZM138 238V239H139ZM142 238V237H141ZM176 239L177 238H179V240H180V238L181 237H175ZM219 238V237H218ZM236 238H238V237H236ZM236 238H232L233 240L235 239L236 240ZM240 238L241 237H239L237 240H240ZM247 238V239H246ZM249 238V239H248ZM7 239V238H6ZM9 239V238H8ZM12 239H14V238H12ZM16 239V238H15ZM23 239V238H22ZM128 239H129V241H128ZM158 239V238H157ZM160 239V238H159ZM165 239V238H164ZM163 238L162 239H160L161 241H163L164 240ZM167 239V238H166ZM182 239L183 240H181V242H184V238L182 237ZM216 239H217V237H216ZM261 239H262V237H261ZM87 241L88 243L90 242V241H92L93 243H89V245H91V244H93V245H95L96 244V246L98 245L99 247H96L95 246V248L92 250V246L93 245H91V247L88 245V243L86 244V242L85 241ZM96 242V241H98L99 243L97 244V243H95L94 241ZM141 240V239H140ZM159 240V241H160ZM179 240H176V241H179ZM188 240V238H186V240H185V242ZM222 240V239H221ZM231 240V239H230ZM233 240H232V243L230 244V248L232 247L231 245L233 244ZM242 240V239H241ZM244 240V242H246ZM13 241V240H12ZM17 241V240H16ZM137 241V240H136ZM154 241H152L153 243H151L150 245H151V247H156V248H158V246L156 245V244H158L159 245V243H161V242H159V243H157V241H156V244H154ZM168 241L170 242V241H172V238H171V240L170 239H168ZM167 241V242H168ZM174 241V240H173ZM190 241H191V243H190ZM190 241H189V244H188V249H194V251H195V248H197L198 246H199V244H200V246H201V240H200V243H192V240L190 239ZM215 241V240H214ZM220 241V239H218V242ZM5 242V241H4ZM18 242V241H17ZM40 242V243H39ZM85 242V243H84ZM149 242V241H148ZM151 242V241H150ZM163 242H165V240L163 241ZM181 242L180 243H178V242H176V243H178V244H180V248L182 247V245H183V243H182V245H181ZM184 242V243H185ZM197 242H199V241H197ZM204 242H206V241H203V243ZM210 242H212V241H210ZM229 242H231V241H229ZM252 242V243H253ZM261 242H264L263 241V239L261 240ZM24 243V242H23ZM22 243V244H23ZM27 243V242H26ZM35 243V244H34ZM38 243V244H37ZM119 243H121V245H119ZM127 243H129V244H127ZM147 244V245H145V244ZM143 244L145 245V246H147L146 248H147V250L146 251H148V243L147 242H144ZM171 243H173V242H171ZM175 243V244H176ZM207 243H208V241H207ZM206 243V244H207ZM216 243V242H215ZM215 243H213V244H215ZM236 243V242H235ZM246 243H248V242H246ZM251 243V241L249 242V244ZM252 243H251V245H252ZM4 244V243H3ZM15 244V243H14ZM16 244H20V243H16ZM54 244V245H53ZM83 244V245H82ZM87 245V246H89L90 248H88V251H89V249H90V251L88 252V253H85V254H87V255H85L84 254V252H87V248L85 247V245ZM126 244V245H125ZM162 244V243H161ZM205 244V245H206ZM221 244H222V242H221ZM245 244V243H244ZM255 244H257V246H259L258 247V249L260 248V250H261V247L263 246L262 244H264V243H261V247H260V245H258V244H260V241L258 242V243H254L253 245L255 246ZM39 245V246H38ZM52 245V246H51ZM82 245V246H81ZM135 245V244H134ZM173 245H174V243H173ZM172 245V246H173ZM225 245V244H224ZM224 245H222V246H224ZM5 246H6V243H5ZM49 246V248H47ZM163 246H164V248H165V246H166V248H167V246H169V245H167V244H164L163 243ZM171 246V247H172ZM175 246V245H174ZM173 246V247H174ZM184 246V245H183ZM199 246V247H200ZM203 246H204V244H203ZM202 246V247H203ZM208 246V245H207ZM210 246H212V245H209V247ZM219 246H220V243H219ZM227 246V245H226ZM253 246V250L255 251V249L254 248H257V247H254ZM8 247V248H9ZM23 247V246H22ZM44 247V248H43ZM82 247H85L86 249V251L84 250H82L81 248ZM132 247V246H131ZM137 247V246H136ZM153 247V248H154ZM209 247H205L206 249H208ZM213 247H214V245H213ZM221 247V246H220ZM234 247H235V244H234ZM238 247V246H237ZM8 248L5 250V251H7L8 250ZM19 248V247H18ZM24 248V247H23ZM45 248H47V250L46 251H44V249ZM143 248H145V247H143ZM152 248V249H153ZM155 248V249H156ZM168 248H170V247H168ZM176 248H178L177 246L175 247V250H176ZM187 248V247H186ZM185 248V249H186ZM4 249V248H3ZM2 249V250H3ZM77 249H81L83 252H81L80 250H78V251H80L79 253H78V251H77ZM84 249V248H83ZM137 249V248H136ZM139 249V248H138ZM151 249V248H150ZM149 249V250H150ZM151 249V250H152ZM163 249V248H162ZM198 249V248H197ZM211 249V248H210ZM233 249V248H232ZM257 249V250H258ZM14 252H13V251ZM26 250V249H25ZM24 250V251H25ZM29 250H31V249H29ZM28 250V251H29ZM74 250H76L75 252H77V253H73V251ZM126 250V251H125ZM130 250H132V249H130ZM172 249H170V251H171ZM209 250V249H208ZM243 250V249H242ZM22 251V250H21ZM27 251V252H28ZM153 251V250H152ZM157 251H160V250H157L156 249V252ZM169 251V252H170ZM179 250H177V252H178ZM184 251V250H183ZM188 250L186 249V252H187ZM198 252H199V250H197ZM201 252L202 251H204V248H203V250H202V248H201V250H200ZM207 251V250H206ZM234 251V250H233ZM232 251V253H233V255H234V252ZM27 252H25V254H24V257L27 255L26 253ZM133 252H134V250H133ZM142 252V251H141ZM149 252H151V251H149ZM149 252L147 253V254H149ZM155 252V251H154ZM156 252H155V254H156ZM169 252H167V253H169ZM180 252H181V250H180ZM192 252H193V250H192ZM200 252V253H201ZM208 252V251H207ZM229 252H231V251H229ZM34 253V254H33ZM123 253V254H124ZM127 253V252H126ZM125 253V254H126ZM129 253V252H128ZM131 253V252H130ZM129 253V254H130ZM145 253V252H144ZM153 253V252H152ZM151 253V254H152ZM158 253V252H157ZM159 253H161V252H159ZM158 253V254H159ZM162 253H164V252H162ZM172 253H174V252H172ZM184 253V252H183ZM188 253V252H187ZM190 253V255H192L193 253H191V252H189ZM189 253L188 254H186L185 255V253H184V256H185V258L186 259H188V255H189ZM199 253V254H200ZM203 253V252H202ZM202 253H201V256H202ZM205 253V252H204ZM203 253V254H204ZM222 253V252H221ZM232 253L230 254H228V257H229V255H231L232 256ZM258 253V252H257ZM7 254V253H6ZM77 254V255H76ZM80 254H84V256H79ZM129 254H127V255H129ZM146 254V253H145ZM146 254V255H147ZM150 254V255H151ZM154 254V253H153ZM165 254V253H164ZM178 255V254H180V253H174V255ZM195 254H198V253H196L195 252ZM199 254H198V258L199 259H203L204 257H206V259H207V256H202V257H200L199 256ZM239 254V253H238ZM246 254V253H245ZM248 254V253H247ZM252 254V253H251ZM14 255V256H13ZM166 255V254H165ZM173 254H171V256L170 257H172V256H174ZM182 255V254H181ZM181 255H178V256H180L181 257ZM221 255V254H220ZM225 255H227V254H225ZM120 256L118 257V258H120ZM126 256V255H125ZM152 256V255H151ZM188 256V257H187ZM193 256H195L196 257V255H194L193 254ZM222 256V255H221ZM247 256V255H246ZM256 256V255H255ZM254 255H253V258L255 257ZM17 259H15V258ZM141 257H142V255H141ZM147 257H149V256H147ZM160 257H162V256H160ZM170 257H169V259H170ZM176 257V256H175ZM192 257V256H191ZM195 257H193V260H194V258ZM210 257V256H209ZM219 257V256H218ZM224 257V256H223ZM248 257H249V254H248ZM139 258V257H138ZM178 258V257H177ZM198 258H196V259H198ZM221 258V257H220ZM220 258H218V261H219V259ZM34 259V261H32ZM146 259V258H145ZM157 259V258H156ZM172 260H173V258H171ZM182 259H183V257H182ZM190 259H192V258H190ZM205 259V258H204ZM203 259V261H205ZM221 259H223V258H221ZM244 259V258H243ZM80 260H84V261H80ZM118 260V259H117ZM136 260V259H135ZM153 260V259H152ZM155 260V259H154ZM175 260V259H174ZM181 260V259H180ZM184 261H185V259H183ZM247 260H250V259H247ZM261 260V259H260ZM150 261V260H149ZM169 261V260H168ZM176 261V260H175ZM183 261V262H184ZM188 261V260H187ZM200 262H201V260H199ZM223 261V260H222ZM226 261V260H225ZM252 261H253V259H252ZM70 262V263H69ZM75 262V263H74ZM129 262V261H128ZM131 262V261H130ZM129 262V263H130ZM151 262V261H150ZM166 262H167V260H166ZM189 262H191V261H189ZM195 262H196V260H195ZM146 263H149V262H146ZM156 263V262H155ZM163 263H165V262H163ZM187 263V262H186ZM194 263V262H193ZM197 263H198V261H197ZM118 264H119V262H118ZM124 264V263H123ZM132 264V263H131ZM141 264V263H140ZM195 264V263H194ZM200 264V263H199ZM232 264V263H231ZM245 264V263H244ZM263 264V263H262Z\"/></svg>",
	"mask_w": 264,
	"mask_h": 264
}]
</instances>
